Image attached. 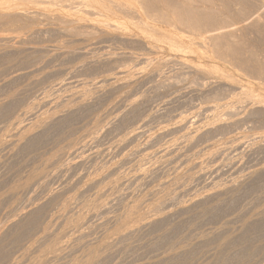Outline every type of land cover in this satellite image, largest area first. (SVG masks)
<instances>
[{
    "label": "rangeland",
    "instance_id": "obj_1",
    "mask_svg": "<svg viewBox=\"0 0 264 264\" xmlns=\"http://www.w3.org/2000/svg\"><path fill=\"white\" fill-rule=\"evenodd\" d=\"M114 1L115 0H104V1L103 0H92V1L91 0H0V36H1L0 37V62H1L0 63V78H1L0 79V104L7 103V102H8V104H10L9 102L11 100L9 99L8 96H10L12 94L14 96L15 93H16V97L14 96V98L12 100V104H14L15 101H17L19 99L14 105H12L15 109H13V107H12V109H13L12 111H14V112L11 111V113L9 115V118L11 117L10 119L8 118V116H7V118L4 117V119H3V117L1 118V116H0V140H3V141H6L7 142L9 140V136L14 133L12 131V130H14V126H13V129H11V130L9 129V127L12 128L11 126L14 124V122H13V121H15L14 119H17L18 118L20 120L22 118V115H23L24 112L20 110L21 108H24L27 111L28 110L29 111H32L33 113L36 111L34 113V116L36 115L37 117H38V114H39V116H41V115H43L41 113H44V112H45L44 115H50L52 113L55 114L56 112H57V114H59L60 111H61V109L58 108V107H56V104L55 103L65 101L67 99V96L66 95L67 94L69 95L70 92H72V87H73V89H75V86L78 85V84L79 85L83 84V85H81L83 87L85 85L86 86H89L90 83L92 84L93 82H96V80L99 81L100 78L103 79L104 77H107V75L108 76L112 75L113 73H115V70L117 71V70H126L127 69V71L128 70L130 71V68H131V70L133 72L138 71L137 73L139 74L138 75L139 78L136 77L137 78L136 84H133V86L131 85L132 88L129 87L130 89H128V88H125L123 90L120 89L119 91H116V94H115V92H111L112 94H110V93H105V94L104 93H99L100 96L99 95H96L97 98H96V96H95V98H93V97L90 98L89 97L88 100H90V99L91 100L89 101V103L87 102V106H86V108H84L85 111L84 110H81L80 111L81 113L78 112L74 116V119L71 120V123H70V126L69 127L71 128L72 131L70 132V134L69 133L68 134L67 133L65 134V127L66 126L64 127V125H66V124H63V126H62V129H64V132L62 130H58V129L61 128V126H59L60 128L58 127V129L57 128L52 129L54 131H52V130L50 131L49 129H51V128H49V127L48 128L46 127L47 130H45V128H43V131H42L41 130L42 127H37L38 124H36V123H38V122L35 123V121H38V118L37 117L35 118L34 116L33 117L31 116L32 117V118H30L31 120L30 119L27 120V118L30 117V116H28L25 119H23V121H24L25 124L23 123L22 125H26V126H23V127L27 128L28 125L30 124L31 126L30 125L29 126L31 128H33L32 127L33 125H34L35 128L37 127V129H36L37 131L39 130V128H41L39 131L42 133V136L43 137L41 136V133L39 131H38V133H39L38 135L42 137V142L43 143H40V144L43 147L40 148L41 146L39 144V146H38L39 148H38L37 152H31V151L29 152V150L27 152L26 149H24V150H21L20 149L21 150V152H20V150H18V149L16 150V148H17L16 145L14 146V145H10V144H8V145L5 146V148L7 147L6 149L5 148H2V151L0 149V154L3 152L0 155V161H1L0 162L1 163L0 164V181H1L0 182V184H1L0 185V189L1 188L3 189V190L2 189L0 190V229H1L0 230V233H4L2 235L0 234V239L3 236H5V237H3L4 238V242H3V239H2L1 241L3 243L0 241V244H2L1 245L2 247L3 246H6V247H4V250H3L2 247H1L2 249L0 248L2 251H4V252H2L0 250V252H1L0 253V261H1L0 264H5V263H7V264H10V263L11 264H38L39 262H41L43 264H53L54 260H56L54 264H57V262H58V264H63V263L64 264H72L73 262H74L73 264H78V263L79 264H85V260L87 259V256H86L87 255V250H88V248L91 247V245H94V244L95 245L91 247L93 249H90V250L91 251L94 250L95 252H97V254L94 253V252H91L90 250L88 251V253L90 252L89 255L91 254V256H92V253L95 254V255H97V256L98 255H100V256L98 257V261H97V257L94 256V258H96V259H93V263H91V264H94V260L98 264H129V263L130 264H155L156 262L158 264L159 263L160 264H169V263L170 264H207V263L208 264H213V263L214 264H224V263L225 264H246V263L247 264H249V263L250 264H264V228H263L264 226L262 227L261 230H258V231H260L259 233L256 230L258 234L255 231L252 232V235H251V233L250 234H247L248 235L247 236V239H246L247 242L244 245H237L236 247L226 248L225 251L222 250L223 253L222 252H220V253L215 252L216 251V246L218 245L217 243H220V241H221V239L223 237H226V236L230 237V236H232V238L235 237V239L237 240V242H241L242 241L241 240L242 238H241V235L239 234L238 231H239V227L242 224V222H245V220L246 221H248V220L249 221L254 220L255 217H256L255 213H259L260 211H262L264 209V172L258 174L260 176H254L252 178L249 175L250 174L249 172H253V170H252L253 167L255 168L257 166L254 169V171L255 170H259V169H263V167H264V136H263L264 134L262 135L263 138L261 137V134L264 133V123H259V122L257 123L253 119L252 120L251 119H248V117L244 113V105H243L244 103H242L244 101V99H243L242 96H240L241 95L240 94V91L235 87L234 84H232V83L239 82V83H241L243 85V89L244 90H246V89L247 90H250L251 89L252 91H255L256 92V93L253 92V94H255V95L256 94L264 95V91L263 90L261 91L259 88H257L254 85V84L258 85V83L261 84V85L263 84L262 86L261 85H259V86H260V88L262 87L264 89V87H263L264 86V83H262L261 80H258V81H254L253 80L254 82L252 81L251 83L250 82H247L246 81L247 78L245 80V78L241 77V73L240 72H237L234 69H231L228 65H225L224 63L222 64L221 61H219V63H218L217 60H214V62H212L213 60H210V61L207 60V59H209L208 57H210V54L208 56V53L210 51V47L208 45V40H206V38H199V37H195V36H192V35H190L191 37H189L188 36L189 34L187 33L188 34L187 35L186 32H182V31H179L178 32L177 30L175 32L174 29H172L174 32L171 30L172 31L171 33H175V34H170L169 37L167 36L168 38L167 37H164V39H162L163 37H158L157 35H155L153 33H152L153 34V36H152V34L149 31H148L149 33L148 32H145L146 29L144 28V30H145L144 31L141 28L142 26L140 25V23L136 19H133V20H130L132 18L126 19V20H124L125 22L122 21V22H124V24H122L121 22H118V24H117V23H114L115 21H109V20H107L105 18V16H104L105 15V12L104 11L103 12L101 11L102 10L101 9V7H102L101 4L103 3V6L104 5L105 6L106 5L109 6V4H106V3H108V2L109 3H111V2L114 3ZM117 1H121V2L124 3V6H128L127 4H128V2L130 0H117ZM221 1H217V2L219 3ZM125 2H126V5H125ZM217 2H216L217 9L220 10L221 7H222L221 6L222 5V2L220 3L221 5L218 4ZM89 4H90V6H89ZM129 5H130V3H129ZM218 5L221 6V7H219ZM237 8H238V6H236V7L235 6H231V9H233V10H231V9L230 10H231L232 13H236V11H238ZM93 12H95V13H93ZM100 17H101V19H100ZM78 18H79L80 21L78 20ZM94 20H96V21H94ZM100 20H101V22H103V24L100 22ZM64 21H66L67 24ZM135 22H137V23L135 24ZM120 24H121V26H120ZM132 24H133V26H136V28H138L137 31H139V30L142 29L141 30L142 32L139 31V32L136 33V28L130 26ZM88 25H90V26H88ZM95 25H97V28H96ZM234 25L235 26H232L229 29H227V31L229 30V31L232 32V34H234V38L233 39L235 41L236 40L237 41L238 40L241 41L244 44L245 47H248L249 44L252 42L253 43V46L255 47V48L253 47L252 49L254 51L256 50L258 60L259 61L261 60L264 63V52H262L260 50L261 47L259 48V46H258L259 44L256 45L257 44V42H256L257 39L255 40V38H256L257 33H256V31L254 32V29L252 27H249V22L248 21L238 22L237 23L238 26H236V24H234ZM110 26H112L113 28L115 27V28L114 29L112 27L110 28ZM68 27L70 28V30H69ZM77 27H79L80 29L77 28ZM101 27H103V28L101 29ZM18 29H19V31H18ZM119 29H121V30L119 31ZM130 29L132 31L129 33ZM95 30L97 31V33H96ZM100 30H101V32H104L105 31L104 34L103 33H100ZM126 32H127V34H126ZM132 32H134V33H132ZM111 33L113 34V36H112ZM145 33L148 35L149 39L144 38L145 37L144 35H146ZM177 33L179 34L178 38L180 37L179 38L180 40L176 36V35H178ZM149 34H150V36H149ZM124 35L125 36L130 35V37L132 36L130 39H132V38H135V39H132L131 41H128V40H130V39H128L129 37L127 36L128 38H126V37H124ZM135 35H136V37H134ZM147 35H146V37H147ZM174 35H175V37H174ZM23 36H25L26 38H24ZM103 36H105V37H103ZM140 36H142V37H140ZM155 36H156V38H155ZM171 36H173L176 39L174 40V38H172ZM18 37H19V39L21 38L20 40L23 41V45H22V43H21V45H19L16 42V39L15 38H18ZM151 37H152V39H151ZM136 38H138V39H136ZM165 38H166L167 41L165 40ZM186 38L189 39V40L187 39L189 42L186 40ZM191 38H193V39H191ZM144 39H145V41H144ZM159 40H161V42ZM162 40L165 41V42L162 43L163 42ZM191 40H192L191 43L193 45L190 43ZM139 41H141V43H139ZM157 41L160 44L157 43ZM179 42H181L183 45L181 43H179ZM255 42H256V44H255ZM184 43H186V44H184ZM60 45H62L64 48L62 46H60ZM71 45H73V47ZM56 46L57 47L59 46L58 47L59 49L61 48L59 50V52H58V50H55V48H57ZM66 46H68V47H66ZM19 47H21L22 48L21 50L23 51V53L27 57H29L30 63L27 64L28 67H26L27 65H21L20 63H18V62L21 61V58L23 57V54L21 55L20 54L21 53L20 51H14V50H12V49H17ZM33 49H35V50H33ZM66 49L67 50H72V51L70 53H67V52L64 53L65 51H67ZM61 51H63V52H61ZM206 51H208V52H206ZM206 53H207V55H206ZM69 54H71V55H69ZM6 56H7V58H6ZM195 56L198 59H196ZM64 57H65V59H64ZM194 57H195V60H194ZM3 58H4V60H3ZM5 58L6 59H8V58L9 59H12V61H11L12 63L9 62L10 63L9 64V63L5 62L6 61ZM106 58H108V59H106ZM191 58L193 59V61H192ZM110 60H112V61H110ZM162 60L165 61L164 62L165 65H162L163 64L162 63ZM86 62L88 64H86ZM103 62H104V64H102ZM110 62H112V63H110ZM152 62H153V64H151ZM157 62L159 64L162 63L161 64L162 67H160V69H158L155 73H153L152 74V77H151V74H150L149 78H148V76L146 78L145 77V74L146 73L144 74V72H146V71L149 72L148 70L150 68L149 69H147V68L148 67H151V66H154V65L156 66L158 64ZM177 62L178 63L179 62L180 63L183 62V63H181V64L178 65ZM94 63L95 64L97 63V64L95 65ZM155 63H157V64H155ZM195 63H198V64H195ZM202 63L203 64L205 63L206 64V67L208 66L210 68H204L205 67V64H204V67H202L203 66ZM215 63H216V65H215ZM85 64L87 66H85ZM113 64H114V66H113ZM210 64H212V66ZM185 65L188 66V67H185ZM194 65H197L196 68L197 67L198 68H201L202 67L201 68L202 69V72H200V73L197 72L194 69V67H195ZM41 66H42V68H41ZM213 66H214V68H213ZM20 67L22 68V70L20 69ZM112 67H114V68H112ZM78 68H80V69H78ZM188 68H190V70ZM16 70H18V71H16ZM134 70H136V71H134ZM203 70L206 71V72H204ZM19 72L22 73V75L23 74L24 75L22 77L16 79L13 82L14 79L12 80V78H13L12 76L15 77L16 75L20 74ZM13 73H14V75H13ZM16 73H18V74H16ZM195 73H199L200 75L199 74H195ZM140 75H142V76H140ZM211 75H213L212 78L210 77ZM227 75L230 76L231 79L225 78ZM140 77H142L141 78L142 80L140 79ZM203 78L205 80H202ZM214 78H216V79H214ZM10 79H11V81H10ZM70 81H71V83H70ZM260 81H261V83H260ZM67 82H69L70 84L67 83ZM77 82H78V84H77ZM75 83H76V85H75ZM86 83L89 84V85H87ZM157 83H159V84H157ZM252 83H254V84H252ZM14 86L17 87V90H16V88ZM25 88H26V90L29 89L30 91L28 90L27 93H26ZM12 90H13V92H12ZM21 90H22V93L25 92V94H27V95L24 96V93L22 94L21 93ZM64 90L67 93L64 92ZM125 91H127V92H125ZM9 92H10V94H9ZM28 92H29V94H28ZM45 93H47V94L48 93L49 94L51 93V94L50 95L48 94V96L46 94V96H45ZM58 93H60V94H58ZM31 94H33V95H31ZM41 94L42 95L44 94L43 97L41 96ZM36 95H38V96L36 97ZM214 96L216 97V99H215ZM232 96H234V97H232ZM7 97L9 99V101H8ZM26 97H27V99H26ZM41 97L46 100V102L45 101H42V105H40L41 102L38 103L39 101H41V99H42ZM118 97L121 98V101H120V99H118ZM29 98H31V99H29ZM49 98L51 99V101H50ZM1 99H2V101H1ZM5 99L7 100V102H6ZM14 99H17V100L14 101ZM44 99H42V100H44ZM30 100H32V101H30ZM211 101H213V102H211ZM18 102H19V104H18ZM30 102H31V105H30ZM25 103H26V106L27 107L25 106ZM44 103H46V104H44ZM37 104L39 105V107H37L38 106ZM119 104H120L121 107L118 106ZM129 104H130V106H128ZM133 104H136L137 106L135 107V106H133ZM48 106H49V108H46ZM115 106L116 107L118 106V107L116 108ZM28 107L31 108V109H29ZM32 107H33V109H32ZM35 107H37V108H35ZM129 107H131V108H129ZM26 108H28V109H26ZM113 108H115V109H113ZM206 108H207V110L208 109H211V110H208L207 111V110H205ZM228 108H230V110ZM38 109H39V111H38ZM57 109H58L59 113H58ZM110 110H111V112H110ZM231 110L232 111L234 110V111H233V113L230 114V112H232ZM40 111H42V112H40ZM86 111H87V113H86ZM112 111H114V112L112 113ZM46 112L47 113H50V114H47ZM14 113H16V114L18 113L20 115L19 117H21V118H19L18 115H15ZM20 113H22V115ZM54 114H52L51 116H53ZM57 114L54 115V116L57 117L58 116ZM84 114H86V115H84ZM127 115H129V116H127ZM184 116H185V118H189V120H194V121H189L191 123L193 122L194 125L197 124L196 123L197 121H198V123L201 122V124H202V125L200 123L198 124V125H201L202 127L201 126H198L199 127V130L198 131H200V130L201 131L200 132L197 131L196 132L198 134L197 135L195 133L196 125H195V129H194V126H192L193 124L190 123V126L193 127V128L191 127L192 130L194 129V132H193L191 130V128H190V133L193 132L191 134L192 135L194 134L193 136L191 135V138H190V139H193L192 140V142L194 141L193 143L192 142H189V141H191L189 138L185 142L182 140V142L179 143V140L178 139H179V136L181 135V133H183V131H178L179 128H180V125L178 124L179 125V128H178V126H177L176 123L179 122V119L181 120L182 118H184ZM198 117L201 118V119H199ZM98 118L99 119L102 118V119H100L99 121H97ZM103 118H105V119L103 120ZM211 118H213V122H214V120H216L215 118H218L220 121H217V122H219V123L220 122L221 123L223 122V124H227V123H229V124L227 126H225V128H222V127L219 128V125L221 123L219 124V123H217L215 121L214 122L215 128L218 126L215 129L213 127L214 125L212 123ZM227 118H229V119L227 120ZM239 118H240V120H239ZM18 119H17V121H19ZM208 119L211 121V123H210V121H209V123L212 124V126L208 123ZM222 119H223V121H222ZM25 120L27 122H25ZM105 120H107V122L109 120L110 121L107 124ZM235 120H236V122L238 121L239 123L238 122L236 123ZM11 121L13 122V124H11ZM95 121H97L98 123L97 122L95 123ZM100 121L102 123H100ZM224 121L227 122V123H224ZM231 121L232 122H235V123H230ZM241 122H242L243 125L241 124ZM262 122H264V118H263ZM245 123H246V125H244ZM95 124L97 125L96 127L94 126ZM104 125H106V126H104ZM175 125H176V128H178V129H172V128H175L174 127ZM261 125H262V127H260ZM190 126H189V123H188L187 124V127H190ZM207 126H208V128H209V126L212 127V129L213 130L215 129L216 131H212L210 128L208 129ZM30 127L27 128V129L28 130L31 129ZM187 127H186L185 130L189 131V129H187ZM232 127H233V129H232ZM83 128H85V129H83ZM138 128H139V130L141 132H139V130L137 132V129ZM226 128H228V129H226ZM8 129L10 130V132H9ZM87 129L88 130L90 129V130L88 131ZM252 129H253V131H252ZM31 130L33 131L35 129L33 128ZM76 130H77L78 133H74V132H76ZM91 130H93V131H91ZM171 130H174V131H172L173 133L171 132ZM55 131H58V133L55 132ZM96 131H97V134H96ZM132 131H135L136 133L135 132H132ZM165 131H168V132L166 133ZM6 132L7 133L9 132V134H8L9 136L7 135ZM33 132L36 133V131H33ZM82 132H84V133H82ZM85 132L86 133H89V132L90 133H95V135H97L95 137L96 138L97 137L99 138V140L98 139H95V142L98 140L97 143L94 144V142L93 143H92V141L89 142V140L87 139L86 141H84V143L85 142L86 143L83 144V142L79 138H81V136L83 134H86ZM143 132L145 133V135L143 134ZM154 132H155L156 135L154 134ZM179 132H180V134H179ZM202 132H205V133H202ZM44 133H45V135H44ZM51 133H52V135H50ZM53 133H55V134H53ZM199 133H200L201 136H199ZM247 133L249 134V136H248ZM77 134H79V135L81 134L80 137H78L79 135L77 136ZM164 134H167V135H164ZM66 135L69 138L66 137ZM235 135H237V136H235ZM55 136H56V139H55ZM128 136H130L131 138H132V136H134V137H133V139H131L130 137L129 138H126ZM234 136L236 137V139H234ZM240 136L242 137V139H244V138L245 139L241 141V138H239ZM257 137H259V139H257ZM65 138H67V140H65ZM70 138L71 139H74L75 138L76 140L82 142V143H80V142L76 141L77 147L78 148L79 147L82 148V150L80 152H84L83 154H81V156H80V154H77L78 156H80V158H76L75 157L76 160L74 159V162L76 161L75 163H77V164L74 167H71V168L67 167V169L63 166L64 167V168L62 167L63 170L62 171L60 170L61 169L60 166L66 164L69 161V160L67 161L65 159H67V158L70 159V157L69 156H66V155L68 154V151H71V150H70V148H67L68 150L65 149V151H66L65 153L66 154L63 157L65 159L62 158L63 161L60 160L59 161L60 164L57 163L56 165H53L52 167L49 166L50 167L49 168L48 167V162H49L48 159L51 158L53 156V154H58L59 152H62V151H59V150H61L62 147H65L64 145H67L65 143H68ZM249 138L250 139L253 138L252 139L253 141L250 140ZM44 139H46L47 141L44 140ZM60 139H62V140H60ZM145 139H146L147 142L145 141ZM231 139H233V141H239L240 140V148L237 149L238 151L237 150L233 151L231 149V151H232L231 152L230 149L228 150L229 147L236 145V143L234 144L231 141ZM13 140H15V139H13ZM176 140H177V142H176ZM148 141H149V143H148ZM223 141L225 143H223ZM258 141H260V142H258ZM128 142H129L130 145L128 144ZM165 142L168 143V144H166ZM230 142L232 144H230ZM250 142H252V144ZM170 143H172V144H170ZM222 143H223V145H222ZM237 143H239V142H237ZM51 144H53L54 146H52ZM80 144H82L84 146H82V145L81 146H78ZM49 145H50L51 149H50V147H48ZM148 145H149V147H148ZM166 145H167V147H166ZM174 145L176 146L175 148L173 147ZM178 145H180V146H178ZM187 145H188V147H187ZM58 146H60L59 149L57 148ZM118 146H119V148H118ZM168 146H169V149H172V147L174 149V152L172 154H170V156L168 155L169 158L168 157H164L162 159V158H160V156L158 157L157 156L158 153H156V151L158 152L160 150H163L162 148H164V149L165 148H168ZM14 147H15V150H13V152L15 151V153H13L12 151H10V150L14 149ZM209 147H210V150H209ZM223 147H224V149H223ZM47 148H48V150H47ZM52 148L53 149L56 148L58 151L56 149L53 150ZM159 148H161V149H159ZM44 149H45V151H44ZM91 149H92L93 152H91ZM179 149H181V150H179ZM219 149H221L222 152ZM3 150L4 151H8V152L5 153ZM152 150H155V151H152ZM212 150H217V153L215 151H212ZM240 150H242V151H240ZM16 151H18L17 152L18 154L16 153ZM104 151H105V153H104ZM149 151L152 154H154L153 157H152V154H148V153H150ZM40 152L41 153H44V154H41ZM46 152H48L49 154L46 153ZM55 152H57V153H55ZM139 152H140V154H139ZM72 153H73V151H71L70 154H72ZM215 153H216V155H214ZM227 153H228V155H227ZM4 154H5V156H4ZM14 154H17V155H15L13 157ZM7 155H8L9 158L6 157ZM26 155H27V157H26ZM101 155H102V157H101ZM122 155H125V158ZM211 155L213 157L214 156L215 157L213 158ZM222 155H223V157H222ZM33 156H34L35 159L33 158ZM120 156H122V157H120ZM42 157H44V158H42ZM230 157H231V159H230ZM38 158H39V160H38ZM17 159H18V161H17ZM32 159H34V161ZM142 159H144V160H142ZM159 159H160V161H159ZM80 160H81V162H80ZM35 161H36V163H35ZM61 161L62 162H65V163H62ZM143 161L145 162V165H143L144 164ZM31 162H32V164L34 166L31 164ZM43 162L45 163V165H44ZM78 162H79V164H78ZM142 162H143V164H142ZM209 162H210V164H209ZM87 163H88V166H87ZM152 163H154L155 166ZM228 163H229V165H228ZM37 164H39V165H37ZM58 165H59V167H58ZM78 165H79V167H77ZM80 165H83L84 167L83 166H80ZM108 165H109V167H108ZM39 166L41 168H43V167L45 168V166H46V168L48 167L46 170L49 172L48 173L49 175L48 174H47L48 176L43 175L42 178L40 176L39 178H41V179L38 178V180L37 179H34L35 181L33 180L31 183L29 182V186H31V184H33L31 186L32 188L31 187H28V186H26L27 188L24 186V189L22 187H19L20 185H22L25 182V180L27 178L26 175L29 176L28 174H31L33 170L38 169ZM55 166H57V167H55ZM145 166H148V167H145ZM158 166H160V167H158ZM33 167L34 168L37 167V168L34 169ZM110 167L113 168V170L111 168L112 171L110 170ZM139 167L141 169H139ZM199 167H201L202 169L199 168ZM52 168H53V170H52ZM114 168H116V169H114ZM147 168H149V169H147ZM174 168L176 169V171H175ZM48 169L51 171V173H50V171ZM203 169H205V171ZM246 169H247V171H246ZM58 170L61 173L57 172ZM145 170L146 171L149 170V171L146 172ZM186 170H188V172H185ZM118 171H119L120 175H119ZM143 171H145V174H147V175H143ZM179 171H180V173H177ZM63 172H64V174H63ZM106 172H108V173H110L112 175H110V174H108ZM102 173L105 175V177L104 176H101V175H103ZM175 173H177V174H175ZM93 174H94V176H93ZM114 174H115V176H114ZM121 174H122L123 177L121 176ZM141 174L143 176H145V177L141 176ZM88 175H89V178H88ZM13 176H15V177H13ZM131 176H133V177L136 176V177H134V178L132 177L134 179L133 180V179H131ZM175 176H176V178H175ZM186 176H187V178H186ZM198 176L200 178H198ZM68 177L70 178V180H69ZM120 177H122V178H120ZM104 178H105L106 181L104 180ZM19 179L20 180L22 179V180L20 181ZM60 179L62 180V183H61V180ZM42 180H43V183L44 184L42 183ZM144 180H146V182ZM177 181L178 182H181V183H177ZM53 182H54V184H52ZM113 182H114V184H111ZM182 182L185 185L182 184ZM234 182H235V184H234ZM105 183L106 184L108 183L107 185L109 187L108 186L106 187V184ZM41 184H42V186L40 187ZM45 184L48 185V187ZM57 184L60 185V186H58ZM88 184H90V185L88 186ZM176 184L178 186H174ZM225 184H227V185H225ZM229 184H233L235 186L232 185V187H230L231 189L228 190L226 188H227V186ZM158 185H159V187H158ZM182 185L184 187H182ZM224 185L226 186V188H223V187H225ZM140 186H141V188H140ZM105 187H106V191H105V189L102 190V188H105ZM233 187H234V189H233ZM30 188H31V190H30ZM164 188H166L167 190L166 189L164 190ZM221 188H223V189H221ZM16 189H17V191H15ZM183 189H184V191H182ZM34 191L37 194L36 193L35 194H32V193H34ZM52 191H54V192H52ZM164 191H166L167 193L168 192L171 193V195L169 196V194L165 193ZM172 191L173 192L176 191V192H174L176 194H174ZM225 191H227V192H225ZM26 192H28V193H26ZM96 192H97V194H96ZM103 192H105L106 194L103 193ZM146 192H147V194H146ZM149 192L151 194H149ZM201 192H202V194H200ZM215 192H217V193L220 192V193H219L218 196H216V195H214ZM221 192H223V193H221ZM23 193L25 194V196H24ZM48 193H49V195H48ZM99 193H100V195H99ZM108 193L109 194L112 193V194L108 195ZM142 193L144 195H142ZM245 193H247V194H245ZM73 194L74 195L76 194V195L74 196ZM94 194H95V196L96 195L97 196L95 197ZM152 194L154 195V197H152ZM161 194L162 195H165L164 196V199H162V197H160ZM27 195H28V197H26ZM69 195H71V196L73 195L72 198H71V196L69 197ZM104 195H106V196H104ZM107 195H108V197L109 196H111V197L108 198ZM64 196H66V197H64ZM147 196H148V199L147 200H144V199L147 198ZM31 197H32V199H30ZM33 197H35V198L33 199ZM39 197L41 199H39ZM68 197L71 200H69ZM140 197H141V199H140ZM136 198H137V200H136ZM158 198L160 200H158ZM189 198H191V199L193 198V199L192 200L191 199L189 200ZM51 199H53V200L51 201ZM92 199H94L93 202L91 201ZM55 200L58 203H56ZM74 200L76 202L78 200L77 204H76V202H73ZM108 200H109V202H108ZM165 200H167V201L165 202ZM185 200H187V201L185 202ZM34 201H36L35 203L38 206L34 203ZM50 201H51V203L53 201L54 202L51 204ZM62 201H64L65 203L64 202L62 203ZM71 201H72V204H71ZM98 201H100V202H98ZM140 201H142V202H140ZM60 202H61V204H60ZM69 202H70V204H69ZM167 202H169L170 205ZM198 202H200V203H198ZM43 203H44V205H42ZM98 203L100 204V206L103 205L102 208L99 206ZM105 203H107V205ZM152 203H155V205L152 204ZM194 203L197 204V205H194ZM64 204H66L68 207L66 205H64ZM96 204H98V205L96 206ZM104 204H105V206H104ZM137 204L139 205L138 208L140 209V210H138L139 212H137V213H140V211H141V214H138V215L136 214L135 217H137V216L140 217V215L142 216L143 215L142 212L148 206L151 207V206L154 205L156 207L157 205H159L160 207L158 206V209L160 211L158 210V212H157V210H156L155 214L158 213V215H160V216L161 215L164 216L166 214H169L168 215V218L166 217L162 222H160L159 223L160 225L158 224L155 227L154 226L153 227L152 226L145 227V229L144 228H140L141 227V224H138V225L135 224L137 226H135L136 228H134V225H133L134 223H132V224L129 223L131 226L133 225L132 228H131V229H133V231H131V232L132 233L134 231H138V232H134V234H132L131 232L130 233L127 232V234H128L127 236H126V233L124 232L123 236H126V237H123L122 236V233L118 235V233L116 231L119 228V226L121 224V221H124L127 218L126 217L127 216L126 214L128 213L127 211L130 210V209H132V207L138 206ZM143 204L145 206H147V207L145 208ZM47 205H48V207H47ZM69 205H70V207H69ZM89 205L92 206L93 209ZM178 206H185V208L188 209V210L186 212H184V213H177L176 210H177V207ZM78 207L79 208H82V209H79ZM89 207H90V209H89ZM97 207H100L99 208L100 210H102L103 207H105V208L102 211H100ZM249 207H251V209ZM15 208H16L17 211L15 210ZM39 208H40L41 211L39 210ZM49 208H51V209H49ZM58 208H60V209H58ZM66 208H67V210H64ZM94 208L97 209L98 211L97 210H94ZM214 208H216V209H214ZM21 209H23V210H21ZM24 209H26V210H24ZM36 209L38 210V212H37V214H38L37 218H38L39 221L38 220H37L38 222L36 221L37 222L36 224H38L37 226H36V224L34 225V228L36 226L35 231H34V228H32L33 231H32V229H31V231H28V232L25 231L26 234L24 233V235H23L24 237L22 236V238L20 240L19 239L20 237H19L18 234L16 235V232L19 233L17 230H20L22 228V226L25 225L24 223H26V219L28 218V217L24 218L22 215H24V213H26L24 215V216H26V215L29 214L28 213L29 211L31 213L33 211H37ZM56 210L57 211L60 210V211L57 212ZM62 210H63V212H62ZM79 210L82 211V212L80 213ZM83 210L85 212H83ZM91 210L92 211L94 210V211L92 212ZM90 211L92 213H90ZM106 211H107V213H106ZM64 212L66 214L63 216ZM102 212H103V214H102ZM67 213H69V214L67 215ZM159 213H161V214H159ZM56 215H57V217H56ZM79 215H81L82 218ZM54 216L56 217V219L58 218V220H55ZM83 216L84 217L86 216L87 221H86V219L83 220V218H84ZM17 217H19V218H17ZM75 218L78 219L77 222H76ZM65 219H66V221H65ZM79 219H82V221L79 220ZM21 220H23L22 221L23 222V225H22V222H20ZM12 221L13 222L15 221L14 223L16 225ZM51 221H53V222H51ZM74 221L77 224H79L81 226V228H82V224H83L84 227L85 226L87 227V229L83 227L82 228L83 233H82V230L80 231V227H79V233L81 232L80 235L77 232L74 233L75 231H73V230H75V225L78 228L77 224ZM233 221H235V222H233ZM8 222H9V224H8ZM19 222L21 223V225H20ZM73 222H74L75 225L73 224ZM80 222H83V223H80ZM84 222L85 223L87 222V224H85ZM146 222L147 221H145V222L143 221V223H145V224H146ZM18 223H19V225L21 227H18L17 226ZM47 223L49 224V227H50V228H48L49 229L48 232L50 231L49 234L50 233H52V234L47 237L48 239L51 237L49 240L46 239V238H44V240H43L44 241V244H43V241L41 243L39 242L38 237L41 235V233H42L41 236H43V229H44V227L48 226ZM56 223L59 226L56 225ZM98 223H100V224H98ZM50 224H51V226L53 225L54 227L52 226V228H51ZM65 224H66V226H65ZM14 225L16 227H14ZM62 225H63V227H62ZM67 225H70L71 226L70 230H67V227H68ZM130 225H128L127 228L128 227L130 228L131 227ZM263 225H264V222H263ZM7 226L10 227L11 229L13 227L12 231H10L11 229L8 228ZM116 227H118V228H116ZM2 228H3V230H2ZM18 228H20V229H18ZM92 228H94L95 230L92 229ZM4 229H6L5 230L6 232H4ZM114 229H116V231H113ZM7 230H9L10 233ZM58 230H59V232H58ZM62 230H67V232H68L65 235L66 238H62V241L63 242H65L64 240H68L69 237L72 238V240H74L73 239L74 236H75L74 237L75 238V241H73V243L70 245L71 248H68V250H65L64 252L61 253V255L63 256L62 257L63 260L61 259V255L57 256V258L53 260V258L50 257V254L47 255L48 252L45 249L48 247L47 244H49V241L51 242V240H53L52 235H54L55 237H57ZM141 230L142 231L144 230V231L142 232ZM170 230H171L172 233L169 232ZM29 232H32V233H29ZM113 232H116V234L118 236H122V238H120L118 236L116 237L115 236L116 234L113 233ZM37 233H39L38 236H37ZM162 233H163V235H162ZM253 233H254V235H253ZM55 234H57V235H55ZM73 234H74V236H71ZM165 235H166V237H165ZM28 236L31 237V238H29ZM41 236L39 238H41ZM161 236H163V237H161ZM210 236H211V239H210ZM213 236H215L216 238L213 237ZM169 237H170V239H168ZM208 237H209V239H208ZM5 238L7 240H5ZM162 238H163V240H162ZM189 238H191V239H189ZM249 238H250V240H249ZM18 239H19V242L20 243H18ZM32 239L33 240L35 239V240L32 241ZM200 239H201V241H200ZM239 239H240V241H239ZM192 240H196V241L191 242ZM259 240H260V242H259ZM24 241H26V243ZM91 241H93V242H91ZM198 241H200V242H198ZM204 241L207 242V243H205ZM256 241H258V242H256ZM35 242H38V243H35ZM74 242H76L75 244L77 246L76 245L73 246ZM101 242L104 245L102 244L103 246H101V245L98 246V244L99 243L101 244ZM106 242H109V243L106 244ZM112 242H115V243L112 244ZM158 242H159V244H157ZM120 243L122 245H120ZM167 243H168V245H167ZM19 244H20V246H19ZM39 244L42 245L44 248L41 247V246H39ZM109 244H111V245H109ZM130 244H131V246H130ZM13 245H15V246L14 247H11ZM144 245H146V246H144ZM188 245L190 247H188ZM36 246L37 247L39 246V247L37 248ZM45 246H46V248H45ZM95 246L96 247L98 246L99 248H94ZM104 246L107 247L109 250L108 249L106 250V248ZM176 246L179 247V248H177ZM238 246H240V247H238ZM27 247H28V250L29 251L27 250ZM76 247L79 248V249H77ZM165 247H169V249L168 248H165ZM193 247H195V248H193ZM7 248H8V250H7ZM32 248H34V249L32 250ZM42 248H43V250L46 251L45 252L46 257H45V254H44V251L42 250ZM102 248L104 250L103 251V254L101 255L102 252L100 254H98L100 252V250L102 251ZM171 248H172V250H173V248H174V250L176 248V250L173 251V254L172 255L170 254V253H172L170 251ZM180 248L181 249L185 248L186 250L185 249H184L185 251L182 250V251H184L182 253ZM96 249H97V251H96ZM123 249H125V250H123ZM165 249H167L166 252H165ZM179 249H180V252H179ZM5 250L8 252L9 255L7 254V252ZM16 250H17V252H16ZM41 250L43 251V254L44 255L41 253L42 252ZM74 250L75 251L78 250V251L75 252ZM202 250H205V251H202ZM108 251L110 252L109 254H108ZM177 251L179 253H176ZM23 252H24V254H23ZM65 252H67V253H65ZM4 253L6 254V256L4 255ZM39 253H40V255H39ZM71 253H73V254H71ZM63 254H65L66 256L63 255ZM14 255L16 257H18V256L19 257L16 258ZM41 255H43V256H41ZM147 255H148V257H147ZM226 255H228V256H226ZM1 256H2V258H1ZM10 256H12V257H10ZM40 256L42 258L45 257V258H43L45 260L47 258V260L49 262L47 260H46L47 263H45V260L44 261H41L40 259H42V258ZM169 256H171V257H169ZM23 258H24V260H22ZM166 258H167V260H166ZM169 258H172V259H169ZM219 258H220V260H219ZM16 259H17V261H16ZM58 259H60V260H58ZM224 259H225V261H224ZM3 260H4V262L2 263ZM15 261H16V263H15ZM19 261H22V262H19ZM171 262H173V263H171ZM97 263H95V264H97Z\"/></svg>",
    "mask_w": 264,
    "mask_h": 264
},
{
    "label": "bare ground",
    "instance_id": "obj_2",
    "mask_svg": "<svg viewBox=\"0 0 264 264\" xmlns=\"http://www.w3.org/2000/svg\"><path fill=\"white\" fill-rule=\"evenodd\" d=\"M92 1V0H91ZM104 1V0H103ZM117 0H115L114 1V3H106V4H109V6L108 5H104L103 6V3L101 4L102 5V7H101V11L103 12H105V18L107 19V20H109V21H115L114 23H117L118 24V22H121L122 24H124V20H126V19H129V18H132V19H130V20H133V19H136L139 23H140V25L142 26L141 28L144 30V28L146 29V31L145 32H150L151 34L153 33V34H155V35H157L158 37H163L162 39H164V37H169V35L170 34H175V33H171L173 30L172 29H174V31L176 32V30L179 32V31H182V32H186V34L189 36V37H191L190 35H192V36H195V37H199V38H206V40H208V45H209V47H210V51H209V53H208V56H209V54H210V57H208L209 59H207V60H213L212 62H214V60H217V62L219 63V61H221L222 62V64L224 63L225 65H228L231 69H234L235 71H237V72H240L241 73V77H243V78H245V80H246V78H247V82H252L253 80L254 81H258V80H261L262 81V83H264V63L260 60H258V58H257V53H256V50L254 51L252 48L254 47L253 46V43L251 44H249V46L248 47H245L244 46V44L241 42V41H235L233 38H234V34H232V32L231 31H227V29H229L230 27H232V26H235L234 24H236V26H238L237 25V23L238 22H244V21H248L249 22V27H252L253 29H254V32L256 31V33H257V35H256V38H255V40L257 39V44H256V42H255V44L256 45H258L259 46V48H260V50L262 51V52H264V0H130L129 2H128V6H124V3L123 2H121V1H117ZM217 1H221L222 2V5L220 4L221 2H217ZM100 2V1H99ZM121 2V3H120ZM216 2L218 3V4H220L221 6H219V7H221V9L219 10V9H217V5H216ZM101 3V2H100ZM129 3H130V5H129ZM82 4V3H81ZM87 4V3H86ZM95 4V3H94ZM83 5V4H82ZM125 5H126V2H125ZM10 6V5H9ZM89 6H90V4H89ZM93 6V5H92ZM231 6H238V8H237V10L238 11H236V13H232L231 12V10H233V9H231ZM90 8V7H89ZM83 9V8H82ZM94 9V8H93ZM231 9V10H230ZM11 10V9H10ZM88 10V9H87ZM95 10V9H94ZM13 12V11H12ZM48 13V12H47ZM83 13V12H82ZM89 13V12H88ZM93 13H95V12H93ZM56 14V13H55ZM101 14V13H100ZM129 14V15H128ZM49 15V14H48ZM132 15V16H131ZM64 16V15H63ZM92 16V15H91ZM95 16V15H94ZM12 17V16H11ZM59 17V16H58ZM61 17V16H60ZM96 17V16H95ZM48 18V17H47ZM87 18V17H86ZM72 19V18H71ZM83 19V18H82ZM92 19V18H91ZM100 19H101V17H100ZM103 19V18H102ZM61 20V19H60ZM64 20V19H63ZM78 20H79V18H78ZM129 20V21H130ZM80 21V20H79ZM94 21H96V20H94ZM105 21V20H104ZM122 21H124V22H122ZM12 22V21H11ZM62 22V21H61ZM65 23H66V21H64ZM82 22V21H81ZM86 22V21H85ZM100 22H101V20H100ZM106 22V21H105ZM104 22V23H105ZM132 22V21H131ZM74 23V22H73ZM95 23V22H94ZM102 24H103V22H101ZM111 23V22H110ZM129 23V22H128ZM133 23V22H132ZM137 22H135V24H136ZM67 24V23H66ZM75 24V23H74ZM107 24V23H106ZM25 25V24H24ZM81 25V24H80ZM109 25V24H108ZM139 25V26H140ZM65 26V25H64ZM71 26V25H70ZM88 26H90V25H88ZM96 26V28H97V25H95ZM103 26V25H102ZM115 26V25H114ZM120 26H121V24H120ZM123 26V25H122ZM129 26V25H128ZM130 26H132V27H135L136 28V26H133V24L132 25H130ZM75 27V26H74ZM100 27V26H99ZM112 26H110V28H111ZM69 28V27H68ZM77 28H79V27H77ZM84 28V27H83ZM103 27H101V29H102ZM113 28V27H112ZM115 28V27H114ZM113 28V29H114ZM128 28V27H127ZM134 28V29H135ZM21 29V28H20ZM28 29V28H27ZM80 29V28H79ZM95 29V28H94ZM141 29V30H142ZM69 30H70V28H69ZM97 30V29H96ZM95 30V31H96ZM107 30V29H106ZM121 29H119V31H120ZM129 30V29H128ZM138 30V28H136V33L137 32H142L141 30H139V31H137ZM172 30V31H171ZM18 31H19V29H18ZM31 31V30H30ZM104 31V30H103ZM113 31V30H112ZM123 31V30H122ZM126 31V30H125ZM132 30L130 29V31H129V33L131 32ZM173 31V32H174ZM34 32V31H33ZM56 32V31H55ZM105 32V31H104ZM104 32H101V30H100V33H103L104 34ZM135 32V31H134ZM134 32H132V33H134ZM148 32V33H149ZM242 32V31H241ZM32 33V32H31ZM96 33H97V31H96ZM107 33V32H106ZM109 33V32H108ZM116 33V32H115ZM118 33V32H117ZM123 33V32H122ZM125 33V32H124ZM19 34V33H18ZM25 34V33H24ZM112 34V33H111ZM119 34V33H118ZM126 34H127V32H126ZM146 34V33H145ZM153 34H152V36H153ZM178 34V33H177ZM38 35V34H37ZM99 35V34H98ZM117 35V34H116ZM123 35V34H122ZM132 35V34H131ZM144 35V34H143ZM147 35V34H146ZM146 35H144L145 37L144 38H146V39H149V37H148V35H147V37H146ZM186 35V36H187ZM18 36V35H17ZM90 36V35H89ZM93 36V35H92ZM101 36V35H100ZM106 36V35H105ZM105 36H103V37H105ZM112 36H113V34H112ZM129 38H128V37ZM127 36H125L124 35V37H126V38H128V39H130L131 37H130V35H127ZM149 36H150V34H149ZM177 36V38H178V36H179V34L178 35H176ZM181 36V35H180ZM187 36V37H188ZM1 37V36H0ZM24 38H26L25 36H23ZM95 37V36H94ZM97 37V36H96ZM99 37V36H98ZM134 37H136V35L134 36ZM140 37H142V36H140ZM167 37V38H168ZM172 38H174L175 37V35H174V37L173 36H171ZM170 37V38H171ZM188 37V38H189ZM92 38V37H91ZM107 38V37H106ZM116 38V37H115ZM155 38H156V36H155ZM180 38V37H179ZM178 38V39H179ZM184 38V37H183ZM188 38H186V40L188 39ZM16 39V42L19 44V45H21V43H22V45H23V41L22 40H20L19 39V37L18 38H15ZM32 39V38H31ZM90 39V38H89ZM127 39V40H128ZM132 39H135V38H132ZM132 39H130V40H128V41H131ZM136 39H138V38H136ZM141 39V38H140ZM151 39H152V37H151ZM159 39V38H158ZM176 38H174V40H175ZM190 39V38H189ZM188 39V40H189ZM191 39H193V38H191ZM198 39V38H197ZM196 39V40H197ZM14 40V39H13ZM126 40V41H127ZM142 40V39H141ZM155 40V39H154ZM165 40H166V38H165ZM170 40V39H169ZM173 40V39H172ZM173 40V41H174ZM180 40V39H179ZM187 40V41H188ZM195 40V39H194ZM201 40V39H200ZM199 40V41H200ZM204 40V39H203ZM28 41V40H27ZM90 41V40H89ZM96 41V40H95ZM101 41V40H100ZM99 41V42H100ZM121 41V40H120ZM119 41V42H120ZM125 41V40H124ZM123 41V42H124ZM135 41V40H134ZM137 41V40H136ZM143 41V40H142ZM144 41H145V39H144ZM149 41V40H148ZM152 41V40H151ZM156 41V40H155ZM154 41V42H155ZM160 42H161V40H159ZM163 41V40H162ZM167 41V40H166ZM178 41V40H177ZM176 41V42H177ZM183 41V40H182ZM198 41V40H197ZM202 41V40H201ZM91 42V41H90ZM94 42V41H93ZM153 42V41H152ZM165 41H163L162 43H164ZM170 42V41H169ZM189 42V41H188ZM192 42V40L190 41V43ZM16 43V44H17ZM35 43V42H34ZM59 43V42H58ZM57 43V44H58ZM116 43V42H115ZM127 43V42H126ZM136 43V42H135ZM139 43H141V41H139ZM138 43V44H139ZM150 43V42H149ZM157 43H159L158 41H157ZM179 43H181V42H179ZM178 43V44H179ZM194 43V42H193ZM201 43V42H200ZM31 44V43H30ZM72 44V43H71ZM109 44V43H108ZM130 44V43H129ZM132 44V43H131ZM144 44V43H143ZM160 44V43H159ZM176 44V43H175ZM182 44V43H181ZM184 44H186V43H184ZM192 44V43H191ZM204 44V43H203ZM25 45V44H24ZM128 45V44H127ZM133 45V44H132ZM148 45V44H147ZM183 45V44H182ZM193 45V44H192ZM205 45V44H204ZM13 46V45H12ZM17 46V45H16ZM60 46H62V45H60ZM72 47H73V45H71ZM129 46V45H128ZM203 46V45H202ZM206 46V45H205ZM3 47V46H2ZM14 47V46H13ZM57 47V46H56ZM59 47V46H58ZM55 48V50H58V52H59V50L61 49H59V48ZM63 47V46H62ZM66 47H68V46H66ZM134 47V46H133ZM187 47V46H186ZM257 47V46H256ZM25 48V47H24ZM43 48V47H42ZM64 48V47H63ZM75 48V47H74ZM196 48V47H195ZM198 48V47H197ZM208 48V47H207ZM255 48V47H254ZM22 48L21 47H19V48H17V49H12V50H14V51H20L21 53V55L23 54V57L21 58V61L20 62H18V63H20L21 65H27L28 63H30V60H29V57H27L24 53H23V51L21 50ZM31 49V48H30ZM54 49V48H53ZM69 49V48H68ZM111 49V48H110ZM133 49V48H132ZM141 49V48H140ZM25 50V49H24ZM33 50H35V49H33ZM52 50V49H51ZM67 50V49H66ZM180 50V49H179ZM191 50V49H190ZM30 51V50H29ZM72 50H67V51H65L64 53H70ZM123 51V50H122ZM137 51V50H136ZM159 51V50H158ZM2 52V51H1ZM52 52V51H51ZM61 52H63V51H61ZM60 52V53H61ZM79 52V51H78ZM206 52H208V51H206ZM30 53V52H29ZM81 53V52H80ZM195 53V52H194ZM261 53V52H260ZM16 54V53H15ZM19 54V53H18ZM32 54V53H31ZM54 54V53H53ZM79 54V53H78ZM196 54V53H195ZM203 54V53H202ZM69 55H71V54H69ZM184 55V54H183ZM206 55H207V53H206ZM15 56V55H14ZM47 56V55H46ZM57 56V55H56ZM61 56V55H60ZM116 57V56H115ZM138 57V56H137ZM196 57V56H195ZM195 57H194V60H195ZM6 58H7V56H6ZM5 58V59H6ZM36 58V57H35ZM51 58V57H50ZM110 58V57H109ZM54 59V58H53ZM64 59H65V57H64ZM102 59V58H101ZM106 59H108V58H106ZM192 59V58H191ZM196 59H198L197 57H196ZM260 59V58H259ZM3 60H4V58H3ZM167 60V59H166ZM202 60V59H201ZM205 60V59H204ZM12 61V59H6V61L5 62H7V63H12L11 62ZM36 61V60H35ZM102 61V60H101ZM106 61V60H105ZM109 61V60H108ZM110 61H112V60H110ZM119 61V60H118ZM128 61V60H127ZM161 61V60H160ZM192 61H193V59H192ZM191 61V62H192ZM203 61V60H202ZM97 62V61H96ZM126 62V61H125ZM165 61H163L162 60V65H165V63H164ZM167 62V61H166ZM196 62V61H195ZM199 62V61H198ZM216 62V61H215ZM1 63V62H0ZM9 63V64H10ZM35 63V62H34ZM43 63V62H42ZM66 63V62H65ZM110 63H112V62H110ZM119 63V62H118ZM144 63V62H143ZM158 63V62H157ZM157 63H155V64H157ZM178 63V62H177ZM181 63H183V62H181ZM180 62L178 63V65L179 64H181ZM211 63V62H210ZM82 64V63H81ZM86 64H88L87 62H86ZM85 64V66H87ZM95 64V63H94ZM93 64V65H94ZM97 64V63H96ZM95 64V65H96ZM102 64H104V62L102 63ZM107 64V63H106ZM151 64H153V62L151 63ZM161 64H157L156 66L154 65V66H151V67H148L147 69H149L148 71L149 72H144V74H145V77L147 78V76H148V78H149V76H150V74H151V77H152V74L153 73H155L158 69H160V67H162V65ZM167 64V63H166ZM195 64H198V63H195ZM201 64V63H200ZM199 64V65H200ZM203 64V63H202ZM205 64V63H204ZM204 64H203V66L202 67H204ZM75 65V64H74ZM99 65V64H98ZM159 65V66H158ZM208 65V64H207ZM211 66H212V64H210ZM214 65V64H213ZM215 65H216V63H215ZM218 65V64H217ZM2 66V65H1ZM33 66V65H32ZM101 66V65H100ZM113 66H114V64H113ZM148 66V65H147ZM195 66V67H194ZM193 67H194V69L197 71V72H202V67L201 68H196V66L197 65H194ZM26 67H28V65L26 66ZM25 67V68H26ZM106 67V66H105ZM185 67H188V66H186L185 65ZM41 68H42V66H41ZM82 68V67H81ZM112 68H114V67H112ZM204 68H210V67H206V64H205V67ZM203 68V69H204ZM213 68H214V66H213ZM217 68V67H216ZM5 69V68H4ZM20 69L22 70V68L20 67ZM78 69H80V68H78ZM94 69V68H93ZM116 69V68H115ZM189 70H190V68H188ZM212 69V68H211ZM218 69V68H217ZM19 70V69H18ZM18 70H16V71H18ZM26 70V69H25ZM104 70V69H103ZM208 70V69H207ZM213 70V69H212ZM211 70V71H212ZM31 71V70H30ZM29 71V72H30ZM36 71V70H35ZM105 71V70H104ZM134 71H136V70H134ZM144 71V70H143ZM142 71V72H143ZM186 71V70H185ZM204 71V70H203ZM215 71V70H214ZM218 71V70H217ZM33 72V71H32ZM138 71H136V72H133L132 70H131V68H130V71L128 70L127 71V69L126 70H115V73H111L112 75H110V76H108L107 75V77H104L103 79H101L100 78V80L99 81H97L96 80V82H93L92 84L90 83V85L89 84H87V85H89V86H81V85H83V84H81V85H79L78 84V82H77V84L78 85H76V83H75V89H73V87H72V92H70V94L68 95H66L67 96V99L65 100V101H63V102H57V103H55L56 104V107H58V108H60L61 109V111H60V113H59V111H58V109H57V111H58V113L59 114H57V112L54 114V113H52V114H54V115H58L57 117H55L54 115V117L53 116H51L52 114H50V113H47V114H50V115H44L45 114V112L44 113H41V114H43V115H41V116H39V114H38V117L35 115L34 116V113L36 112H32V111H27V110H25L24 108H21L20 110L21 111H23L24 113H23V115H22V113H20L21 115H22V118L21 117H19L20 115L17 113H14L15 115H18V117L19 118H21L19 121H17V119H14L15 121H13L14 122V124H13V122L11 121V124H13L11 127L12 128H10L9 126V129L11 130V129H13V126H14V130H12L13 132V134L12 135H8L9 134V132H10V130H9V132L7 133V135L9 136V140L6 142V141H3V140H0V149H1V151H2V148H5V146L6 145H8V144H10V145H16L17 146V148H16V150L18 149V150H24V149H26L27 150V152H28V150H29V152L31 151V152H37V150H38V146H39V144L40 143H43L42 142V133L39 131L41 128H39V132L41 133V136H39L38 134V131L36 130L37 129V127H42V131H43V128H45V130H47L46 129V127L48 128H51V129H49L50 131L52 130V129H55V128H57L58 129V127L59 126H61V128L60 129H58V130H62L63 132H64V129H62V126H63V124H66V125H64V127H65V134L67 133H69L70 134V132L72 131L71 130V128L69 127L70 126V123H71V120L72 119H74V116L78 113V112H80L81 110H84L85 111V109L84 108H86V106H87V102L89 103V101L91 100H88L89 99V97L91 98V97H93V98H95V96L96 95H99V93H110V94H112L111 92H115V94H116V91H119L120 89H125V88H128V89H130V88H132L131 87V85L133 86V84H136V82H137V78H139L138 77V73H137ZM204 72H206V71H204ZM203 72V73H204ZM20 73V72H19ZM27 73V72H26ZM199 73H195V74H199ZM236 73V72H235ZM16 74H18V73H16ZM141 74V73H140ZM143 74V75H144ZM8 75V74H7ZM13 75H14V73H13ZM24 75V74H23ZM22 75V73H20V74H18V75H16L15 77L14 76H12L13 78H12V80H13V82L16 80V79H18V78H20V77H22L23 76ZM156 75V74H155ZM200 75V74H199ZM239 75V74H238ZM28 76V75H27ZM106 76V75H105ZM140 76H142V75H140ZM176 76V75H175ZM206 76V75H205ZM225 76V75H224ZM70 77V76H69ZM137 77V78H136ZM144 77V76H143ZM198 77V76H197ZM208 77V76H207ZM211 78L213 77V75H211L210 76ZM209 77V78H210ZM238 77V76H237ZM9 78V77H8ZM11 78V77H10ZM40 78V77H39ZM142 77H140V79H141ZM206 78V77H205ZM221 78V77H220ZM219 78V79H220ZM225 78H227V79H231V77L230 76H226ZM1 79V78H0ZM30 79V78H29ZM42 79V78H41ZM145 79V78H144ZM214 79H216V78H214ZM31 80V79H30ZM142 80V79H141ZM202 80H205L204 78L202 79ZM211 80V79H210ZM244 80V79H243ZM10 81H11V79H10ZM72 81V80H71ZM71 81H70V83H71ZM192 81V80H191ZM194 81V80H193ZM235 81V80H234ZM253 81V82H254ZM261 81H260V83H261ZM49 82V81H48ZM57 82V81H56ZM73 82V81H72ZM91 82V81H90ZM141 82V81H140ZM153 82V81H152ZM166 82V81H165ZM208 82V81H207ZM215 82V81H214ZM19 83V82H18ZM66 83V82H65ZM67 83H69V82H67ZM69 83V84H70ZM144 83V82H143ZM197 83V82H196ZM195 83V84H196ZM199 83V82H198ZM216 83V82H215ZM8 84V83H7ZM157 84H159V83H157ZM200 84V83H199ZM209 84V83H208ZM218 84V83H217ZM216 84V85H217ZM229 84V83H228ZM232 84H234L235 85V87L240 91V96H242L243 97V99H244V101L242 102L241 100V102L242 103H244L243 105H244V113L246 114V116L248 117V119H253V120H255V122H259V123H264V122H262V120H263V118H264V95H261V94H253V92H255V91H252L251 89L250 90H244L243 89V85L241 84V83H239V82H236V83H232ZM252 84H254V83H252ZM56 85V84H55ZM145 85V84H144ZM212 85V84H211ZM210 85V86H211ZM257 88H259L261 91L263 90L264 91V89L262 88H260V86L259 85H261V84H259L258 83V85H256V84H254ZM253 85V86H254ZM263 85V84H262ZM261 85V86H262ZM10 86V85H9ZM54 86V85H53ZM147 86V85H146ZM160 86V85H159ZM168 86V85H167ZM203 86V85H202ZM205 86V85H204ZM15 88H16V90H17V87L16 86H14ZM29 87V86H28ZM52 87V86H51ZM58 87V86H57ZM64 87V86H63ZM130 87V88H129ZM199 87V86H198ZM219 87V86H218ZM226 87V86H225ZM264 87V86H263ZM65 88V87H64ZM63 88V89H64ZM202 88V87H201ZM204 88V87H203ZM214 88V87H213ZM245 88V87H244ZM32 89V88H31ZM62 89V90H63ZM159 89V88H158ZM209 89V88H208ZM20 90V89H19ZM23 90V89H22ZM22 90H21V93H22ZM29 90V89H28ZM28 90H26V88H25V91H26V93H27V91ZM36 90V89H35ZM157 90V89H156ZM194 90V89H193ZM227 90V89H226ZM237 90V91H238ZM30 91V90H29ZM131 91V90H130ZM158 91V90H157ZM212 91V90H211ZM8 92V91H7ZM12 92H13V90H12ZM11 92V93H12ZM17 92V91H16ZM64 92H66L65 90H64ZM125 92H127V91H125ZM230 92V91H229ZM4 93V92H3ZM24 93V96H26L27 94H25V92H23ZM22 93V94H23ZM67 93V92H66ZM65 93V94H66ZM148 93V92H147ZM210 93V92H209ZM256 93V92H255ZM9 94H10V92H9ZM28 94H29V92H28ZM46 94L47 93H45V96H46ZM49 94V93H48ZM48 94H47V96H48ZM51 94V93H50ZM49 94V95H50ZM58 94H60V93H58ZM103 94V95H104ZM122 94V93H121ZM195 94V93H194ZM31 95H33V94H31ZM44 95V94H43ZM43 95L41 94V96L43 97ZM142 95V94H141ZM156 95V94H155ZM210 95V94H209ZM235 95V94H234ZM15 97H16V93H15V95H14ZM14 96H13V94L12 95H10V96H8L9 97V99L11 100L9 103L10 104H8V102H7V100H6V102L7 103H2V104H0V116H1V118L3 117V119H4V117H6L7 118V116H8V118H9V115H10V113H11V111L13 110V109H15L12 105H14L18 100L17 99H14V101L15 100H17V101H15V103L14 104H12V100H13V98H14ZM23 96V97H24ZM38 95H36V97H37ZM65 96V95H64ZM100 96V95H99ZM118 96V95H117ZM123 96V95H122ZM130 96V95H129ZM146 96V95H145ZM213 96V95H212ZM231 96V95H230ZM238 96V95H237ZM8 97H7V99H8ZM11 97V98H10ZM18 97V96H17ZM22 97V98H23ZM35 97V96H34ZM41 97V98H42ZM215 97V96H214ZM232 97H234V96H232ZM25 98V97H24ZM33 98V97H32ZM48 98V97H47ZM51 98V97H50ZM49 98V99H50ZM64 98V97H63ZM96 98H97V96H96ZM9 99H8V101H9ZM26 99H27V97H26ZM29 99H31V98H29ZM40 99V98H39ZM42 99H44V98H42ZM41 99V101H39L38 103H40L41 102V104L40 105H42V101H45L46 102V100L44 99V100H42ZM118 99H120V101H121V98H119L118 97ZM126 99V98H125ZM215 99H216V97H215ZM24 100V99H23ZM88 100V101H87ZM95 100V99H94ZM132 100V99H131ZM236 100V99H235ZM239 100V99H238ZM1 101H2V99H1ZM30 101H32V100H30ZM35 101V100H34ZM50 101H51V99H50ZM100 101V100H99ZM136 101V100H135ZM4 102V101H3ZM37 102V101H36ZM98 102V101H97ZM96 102V103H97ZM141 102V101H140ZM150 102V101H149ZM168 102V101H167ZM211 102H213V101H211ZM95 103V102H94ZM122 103V102H121ZM133 103V102H132ZM238 103V102H237ZM18 104H19V102H18ZM28 104V103H27ZM33 104V103H32ZM44 104H46V103H44ZM49 104V103H48ZM117 104V103H116ZM233 104V103H232ZM241 104V103H240ZM30 105H31V102H30ZM38 105V104H37ZM91 105V104H90ZM110 105V104H109ZM234 105V104H233ZM16 106V105H15ZM22 106V105H21ZM25 106H26V103H25ZM29 106V105H28ZM44 106V105H43ZM47 106V105H46ZM92 106V105H91ZM118 106H120V104L118 105ZM117 106V107H118ZM128 106H130V104L128 105ZM132 106V105H131ZM133 106H137L136 104H133ZM228 106V105H227ZM12 107H13V109H12ZM17 107V106H16ZM24 107V106H23ZM27 107V106H26ZM30 107V106H29ZM28 107V108H29ZM37 107H39V105L37 106ZM37 107H35V108H37ZM116 107V106H115ZM116 107V108H117ZM121 107V106H120ZM139 107V106H138ZM211 107V106H210ZM217 107V106H216ZM28 108H26V109H28ZM41 108V107H40ZM46 108H49V106L48 107H46ZM53 108V107H52ZM88 108V107H87ZM129 108H131V107H129ZM199 108V107H198ZM205 108V107H204ZM203 108V109H204ZM219 108V107H218ZM217 108V109H218ZM25 111H24V110ZM29 109H31V108H29ZM32 109H33V107H32ZM44 109V108H43ZM112 109V108H111ZM113 109H115V108H113ZM213 109V108H212ZM226 109V108H225ZM229 110H230V108H228ZM236 109V108H235ZM37 110V109H36ZM42 110V109H41ZM50 110V109H49ZM89 110V109H88ZM134 110V109H133ZM132 110V111H133ZM205 110H207V108L205 109ZM208 110H211V109H208ZM207 110V111H208ZM223 110V109H222ZM18 111V110H17ZM34 111V110H33ZM38 111H39V109H38ZM52 111V110H51ZM54 111V110H53ZM83 111V112H84ZM115 111V110H114ZM114 111H112V113L114 112ZM139 111V110H138ZM227 111V110H226ZM232 111V110H231ZM234 111V110H233ZM233 111L232 112H230V114L231 113H233ZM12 112H14V111H12ZM40 112H42V111H40ZM82 112V113H83ZM110 112H111V110H110ZM204 112V111H203ZM213 112V111H212ZM229 112V111H228ZM243 112V111H242ZM38 113V112H37ZM81 113V112H80ZM86 113H87V111H86ZM243 113V114H244ZM122 114V113H121ZM127 114V113H126ZM136 114V113H135ZM139 114V113H138ZM191 114V113H190ZM215 114V113H214ZM235 114V113H234ZM81 115V114H80ZM84 115H86V114H84ZM104 115V114H103ZM106 115V114H105ZM199 115V114H198ZM202 115V114H201ZM207 115V114H206ZM213 115V114H212ZM28 116H30V117H28ZM34 116L35 118L37 117L38 118V121H35V123L36 122H38V123H36V124H38V126L35 128L34 127V125L32 126L35 130H33V131H36V133H34L31 129H33V128H31L29 125H28V127L27 128H31V129H27V128H25V127H23V126H26V125H22L23 123H24V121H23V119H25L26 117H28L27 118V120H29L30 118H32V117ZM127 116H129V115H127ZM182 116V115H181ZM210 116V115H209ZM215 116V115H214ZM218 116V115H217ZM245 116V117H246ZM17 117V116H16ZM88 117V116H87ZM105 117V116H104ZM183 117V116H182ZM207 117V116H206ZM225 117V116H224ZM11 118V117H10ZM9 118V119H10ZM137 118V117H136ZM199 118V117H198ZM94 119V118H93ZM100 119H102V118H100ZM99 118L97 119V121H99L100 120ZM105 118H103V120H104ZM143 119V118H142ZM176 119V118H175ZM179 119V118H178ZM197 119V118H196ZM195 119V120H196ZM199 119H201V118H199ZM216 120H214V122L216 121H220L218 118H215ZM218 119V120H217ZM229 118H227V120H228ZM236 119V118H235ZM247 119V120H248ZM31 120V119H30ZM136 120V119H135ZM204 120V119H203ZM211 120H212V123H213V125H214V122H213V118H211ZM225 120V119H224ZM232 120V119H231ZM238 120V119H237ZM239 120H240V118H239ZM244 120V119H243ZM246 120V121H247ZM76 121V120H75ZM97 121H95V123L97 122ZM106 121V123L108 124V122L110 121H108L107 122V120H105ZM104 121V122H105ZM189 121H194V120H189V118H185V116H184V118H182L181 120L179 119V122H177L176 124H177V126H178V128H179V125H180V128H179V130L178 131H183V133H181V135L179 136V143L180 142H182V140L185 142L186 140H188V138L190 139L191 138V133H193L194 132V129H195V125H196V129H195V133L199 130V127L198 126H201L202 124H201V122H199L201 125H198L199 123H198V121L196 122L197 124H193V122L191 123V122H189ZM209 119H208V123H209ZM222 121H223V119H222ZM25 122H27L26 120H25ZM146 122V121H145ZM206 122V121H205ZM235 122H236V120H235ZM235 122H230V123H235ZM238 122V121H237ZM236 122V123H237ZM73 123V122H72ZM76 123V122H75ZM98 123V122H97ZM100 123H102L101 121H100ZM147 123V122H146ZM189 123V126H190V123L191 124H193L192 126H194V129L192 130V126H190V127H187V124ZM210 123H211V121H210ZM209 123V124H210ZM217 123H219V122H217ZM221 123V122H220ZM219 123V124H220ZM224 123H227V122H225L224 121ZM239 123V122H238ZM250 123V122H249ZM10 124V125H11ZM25 124V123H24ZM69 124V125H68ZM143 124V123H142ZM173 124V123H172ZM179 124V125H178ZM229 123H227V124H223V122L219 125V128H225V126H227ZM241 124H242V122H241ZM144 125V124H143ZM146 125V124H145ZM208 125V124H207ZM211 126H212V124H210ZM243 125V124H242ZM244 125H246V123L244 124ZM251 125V124H250ZM72 126V125H71ZM95 127L97 126L96 124L94 125ZM104 126H106V125H104ZM116 126V125H115ZM140 126V125H139ZM87 127V126H86ZM166 127V126H165ZM175 128H172V129H178V128H176V125L174 126ZM186 127H187V129H189V131H187V130H185L186 129ZM192 127V128H191ZM202 127V126H201ZM214 128H215V125L213 126ZM218 127V126H217ZM216 127V128H217ZM260 127H262V125L260 126ZM76 128V127H75ZM101 128V127H100ZM145 128V127H144ZM160 128V127H159ZM168 128V127H167ZM190 128H191V130L193 131V132H191L190 133ZM207 128H208V126H207ZM209 128L212 130V131H216L215 129L213 130L212 129V127H210L209 126ZM208 128V129H209ZM218 128V129H219ZM229 128V127H228ZM228 128H226V129H228ZM253 128V127H252ZM259 128V127H258ZM257 128V129H258ZM3 129V128H2ZM83 129H85V128H83ZM96 129V128H95ZM143 129V128H142ZM170 129V128H169ZM205 129V128H204ZM232 129H233V127H232ZM239 129V128H238ZM255 129V128H254ZM88 130V129H87ZM90 130V129H89ZM88 130V131H89ZM138 130H139V128L137 129V132H138ZM147 130V129H146ZM163 130V129H162ZM185 130V131H184ZM251 130V129H250ZM256 130V129H255ZM262 130V129H261ZM52 131H54V130H52ZM91 131H93V130H91ZM90 131V132H91ZM99 131V130H98ZM144 131V130H143ZM148 131V130H147ZM172 131H174V130H171V132ZM176 131V130H175ZM201 131V130H200ZM200 131H198V132H200ZM210 131V130H209ZM252 131H253V129H252ZM31 132V133H30ZM34 134H33V133ZM55 132H57L58 133V131H55ZM61 132V131H60ZM86 133V134H83L82 136H81V138H79L82 142H83V144H85L84 143V141H86L87 139L89 140V142L90 141H92V143L94 142V144L95 143H97V141L99 140V138L97 137H95V136H97V135H95V133ZM95 132V131H94ZM132 132H135V131H132ZM139 132H141L140 130H139ZM150 132V131H149ZM156 132V131H155ZM155 132H154V134H155ZM162 132V131H161ZM164 132V131H163ZM166 133L168 132V131H165ZM177 132V131H176ZM228 132V131H227ZM231 132V131H230ZM251 132V131H250ZM262 132V131H261ZM73 133V132H72ZM74 133H78L77 132V130H76V132H74ZM82 133H84V132H82ZM136 133V132H135ZM152 133V132H151ZM173 133V132H172ZM175 133V132H174ZM202 133H205V132H202ZM246 133V132H245ZM11 134V133H10ZM53 134H55V133H53ZM96 134H97V131H96ZM115 134V133H114ZM133 134V133H132ZM139 134V133H138ZM143 134L145 135V133L143 132ZM163 134V133H162ZM171 134V133H170ZM178 134V133H177ZM179 134H180V132H179ZM197 134V133H196ZM207 134V133H206ZM238 134V133H237ZM240 134V133H239ZM244 134V133H243ZM248 134V133H247ZM264 133H262L261 134V137L263 138V135ZM44 135H45V133H44ZM50 135H52V133L50 134ZM64 135V134H63ZM73 135V134H72ZM79 134H77V136H78ZM81 135V134H80ZM80 135L78 136V137H80ZM109 135V134H108ZM135 135V134H134ZM156 135V134H155ZM164 135H167V134H164ZM176 135V134H175ZM194 135V134H193ZM192 135V136H193ZM198 135V134H197ZM196 135V136H197ZM263 135V136H262ZM47 136V135H46ZM49 136V135H48ZM59 136V135H58ZM61 136V135H60ZM149 136V135H148ZM154 136V135H153ZM199 136H201L200 135V133H199ZM230 136V135H229ZM232 136V135H231ZM235 136H237V135H235ZM234 136V139H236V137ZM245 136V135H244ZM248 136H249V134H248ZM247 136V137H248ZM258 136V135H257ZM50 137V136H49ZM66 137H68L67 135H66ZM77 137V138H78ZM130 136H128V137H126V138H129ZM133 137L134 136H132V138L131 139H133ZM147 137V136H146ZM145 137V138H146ZM246 137V138H247ZM51 138V137H50ZM53 138V137H52ZM69 138V137H68ZM72 138V137H71ZM70 138V139H71ZM76 138V137H75ZM74 138V139H75ZM125 138V137H124ZM125 138V139H126ZM136 138V137H135ZM150 138V137H149ZM175 138V137H174ZM177 138V137H176ZM210 138V137H209ZM232 138V137H231ZM239 138H241V141L242 140H244V139H242V137L240 136ZM254 138V137H253ZM253 138H249L250 140H252ZM13 139H15V140H13ZM47 139V138H46ZM46 139H44V140H46ZM55 139H56V136H55ZM59 139V138H58ZM57 139V140H58ZM69 139V142L68 143H65V144H67V145H64L65 147H62V149L61 150H59V151H62V152H59L58 154H53V156L51 157V158H49L48 160H49V162H48V167L49 166H53V165H56L57 163H59V161L60 160H62V158L64 157V155L66 154L65 152V149H67V148H70V150L71 151H73V153L72 154H70L71 153V151H68V154L66 155V156H69L70 157V159L69 158H67V159H65V158H63V159H65V160H69L66 164H64V165H62V166H60L61 167V171L63 170L62 169V167L64 166L66 169H67V167H69V168H71V167H74L77 163H75L74 162V159L76 160V158H80V156H81V154H83L84 152H80L81 150H82V148H78L77 147V144H76V141H78V140H74V139H71L70 140ZM95 139H98L96 142H95ZM148 139V138H147ZM257 139H259V137H257ZM256 139V140H257ZM261 139V138H260ZM43 140V141H44ZM60 140H62V139H60ZM65 140H67V138H65ZM94 140V141H93ZM108 140V139H107ZM124 140V139H123ZM130 140V139H129ZM152 140V139H151ZM155 140V139H154ZM158 140V139H157ZM171 140V139H170ZM191 141H189V142H192V140L193 139H190ZM195 140V139H194ZM230 140V139H229ZM239 140V139H238ZM255 140V141H256ZM15 141V142H14ZM47 141V140H46ZM50 141V140H49ZM48 141V142H49ZM52 141V140H51ZM81 141H78V142H80V143H82ZM122 141V140H121ZM120 141V142H121ZM125 141V140H124ZM131 141V140H130ZM129 141V142H130ZM145 141H146V139H145ZM150 141V140H149ZM149 141H148V143H149ZM153 141V140H152ZM156 141V140H155ZM173 141V140H172ZM231 141L235 144L236 143V145H234V146H231V147H229L228 148V150L230 149V151H231V149L233 150V151H235V150H237L238 148H240V140L239 141H233V139H231ZM253 141V140H252ZM64 142V141H63ZM66 142V141H65ZM118 142V141H117ZM116 142V143H117ZM129 142H128V144H129ZM147 142V141H146ZM168 142V141H167ZM176 142H177V140H176ZM194 142V141H193ZM192 142V143H193ZM229 142V141H228ZM227 142V143H228ZM237 142H239V143H237ZM244 142V141H243ZM247 142V141H246ZM245 142V143H246ZM257 142V141H256ZM258 142H260V141H258ZM50 143V142H49ZM109 143V142H108ZM127 143V142H126ZM166 143V142H165ZM175 143V142H174ZM223 143H225L224 141H223ZM223 143H222V145H223ZM251 144H252V142H250ZM61 144V143H60ZM63 144V143H62ZM79 144V143H78ZM115 144V143H114ZM122 144V143H121ZM124 144V143H123ZM152 144V143H151ZM166 144H168V143H166ZM170 144H172V143H170ZM215 144V143H214ZM221 144V143H220ZM230 144H232L231 142H230ZM244 144V143H243ZM254 144V143H253ZM257 144V143H256ZM259 144V143H258ZM52 146H54L53 144H51ZM82 144H80V145H78V146H81ZM89 145V144H88ZM93 145V144H92ZM97 145V144H96ZM100 145V144H99ZM130 145V144H129ZM40 146H41V144H40ZM82 146H84V145H82ZM104 146V145H103ZM117 146V145H116ZM178 146H180V145H178ZM177 146V147H178ZM182 146V145H181ZM252 146V145H251ZM43 146H41L40 148H42ZM45 147V146H44ZM48 147H50V145L48 146ZM59 147L60 146H58L57 148L59 149ZM98 147V146H97ZM125 147V146H124ZM148 147H149V145H148ZM166 147H167V145H166ZM171 147V146H170ZM174 148L176 147L175 145L173 146ZM173 147H172V149H169V146H168V148H162L163 150H160V151H156V153H158L157 154V156L159 157L160 156V158H164V157H168L169 158V156H170V154H172L173 152H174V149H173ZM187 147H188V145H187ZM242 147V146H241ZM7 148V147H6ZM5 148V149H6ZM118 148H119V146H118ZM122 148V147H121ZM152 148V147H151ZM179 148V147H178ZM177 148V149H178ZM182 148V147H181ZM186 148V147H185ZM248 148V147H247ZM260 148V147H259ZM4 149V150H5ZM50 149H51V147H50ZM49 149V150H50ZM53 149V148H52ZM54 149H56V148H54ZM53 149V150H54ZM85 149V148H84ZM95 149V148H94ZM93 149V150H94ZM101 149V148H100ZM114 149V148H113ZM148 149V148H147ZM159 149H161V148H159ZM158 149V150H159ZM215 149V148H214ZM223 149H224V147H223ZM251 149V148H250ZM3 150V151H4ZM13 150H15V147H14V149H12V150H10V151H12L13 152ZM21 150H20V152H21ZM47 150H48V148H47ZM57 150V149H56ZM55 150V151H56ZM68 150V149H67ZM118 150V149H117ZM144 150V149H143ZM142 150V151H143ZM179 150H181V149H179ZM188 150V149H187ZM209 150H210V147H209ZM219 150H221V149H219ZM227 150V151H228ZM44 151H45V149H44ZM43 151V152H44ZM52 151V150H51ZM58 151V150H57ZM85 151V150H84ZM90 151V150H89ZM136 151V150H135ZM140 151V150H139ZM141 151V152H142ZM147 151V150H146ZM152 151H155V150H152ZM206 151V150H205ZM204 151V152H205ZM212 151H215L216 153H217V150H212ZM211 151V152H212ZM225 151V150H224ZM238 151V150H237ZM240 151H242V150H240ZM5 153L6 152H8V151H4ZM18 151H16V153H17ZM23 152V151H22ZM26 152V151H25ZM42 152V151H41ZM40 152V153H41ZM70 152V153H69ZM91 152H93L92 151V149H91ZM90 152V153H91ZM103 152V151H102ZM150 152V151H149ZM177 152V151H176ZM201 152V151H200ZM220 152V151H219ZM221 152H222V150H221ZM232 152V151H231ZM3 153V152H2ZM1 153V154H2ZM13 153H15V151L13 152ZM24 153V152H23ZM46 153H48V152H46ZM54 153V152H53ZM55 153H57V152H55ZM97 153V152H96ZM100 153V152H99ZM104 153H105V151H104ZM155 153V152H154ZM179 153V152H178ZM213 153V152H212ZM216 153L214 154V155H216ZM234 153V152H233ZM241 153V152H240ZM0 154V155H1ZM18 154V153H17ZM17 154H14L13 155V157L15 156V155H17ZM20 154V153H19ZM37 154V153H36ZM41 154H44V153H41ZM49 154V153H48ZM77 154H80V156H78ZM98 154V153H97ZM103 154V153H102ZM108 154V153H107ZM139 154H140V152H139ZM148 154H152L151 152L150 153H148ZM183 154V153H182ZM211 154V153H210ZM221 154V153H220ZM223 154V153H222ZM225 154V153H224ZM243 154V153H242ZM40 155V154H39ZM75 155V156H74ZM78 157H77V156ZM121 155V154H120ZM146 155V154H145ZM153 155L154 154H152V157H153ZM156 155V154H155ZM169 155V156H168ZM180 155V154H179ZM209 155V154H208ZM213 155V154H212ZM211 155V156H212ZM227 155H228V153H227ZM4 156H5V154H4ZM11 156V155H10ZM41 156V155H40ZM73 156V157H72ZM116 156V155H115ZM122 156H124V158H125V155H122ZM122 156H120V157H122ZM151 156V155H150ZM149 156V157H150ZM174 156V155H173ZM191 156V155H190ZM6 157H8V155L6 156ZM12 157V156H11ZM10 157V158H11ZM26 157H27V155H26ZM38 157V156H37ZM72 157V158H71ZM76 157V158H75ZM90 157V156H89ZM101 157H102V155H101ZM100 157V158H101ZM143 157V156H142ZM146 157V156H145ZM179 157V156H178ZM209 157V156H208ZM213 157V156H212ZM215 157V156H214ZM213 157V158H214ZM222 157H223V155H222ZM2 158V157H1ZM5 158V157H4ZM9 158V157H8ZM17 158V157H16ZM33 158H34V156H33ZM42 158H44V157H42ZM47 158V157H46ZM45 158V159H46ZM177 158V157H176ZM3 159V158H2ZM25 159V158H24ZM35 159V158H34ZM34 159H32L33 161H34ZM113 159V158H112ZM128 159V158H127ZM145 159V158H144ZM144 159H142V160H144ZM147 159V158H146ZM150 159V158H149ZM167 159V158H166ZM205 159V158H204ZM229 159V158H228ZM230 159H231V157H230ZM27 160V159H26ZM37 160V159H36ZM38 160H39V158H38ZM43 160V159H42ZM87 160V159H86ZM117 160V159H116ZM121 160V159H120ZM154 160V159H153ZM157 160V159H156ZM211 160V159H210ZM227 160V159H226ZM235 160V159H234ZM5 161V160H4ZM17 161H18V159H17ZM25 161V160H24ZM47 161V160H46ZM63 161V160H62ZM61 161V162H62ZM131 161V160H130ZM149 161V160H148ZM155 161V160H154ZM159 161H160V159H159ZM172 161V160H171ZM203 161V160H202ZM216 161V160H215ZM232 161V160H231ZM1 162V161H0ZM45 162V161H44ZM43 162V163H44ZM80 162H81V160H80ZM83 162V161H82ZM86 162V161H85ZM84 162V163H85ZM110 162V161H109ZM144 162V161H143ZM143 162H142V164H143ZM156 162V161H155ZM154 162V163H155ZM178 162V161H177ZM222 162V161H221ZM229 162V161H228ZM255 162V161H254ZM260 162V161H259ZM9 163V162H8ZM7 163V164H8ZM35 163H36V161H35ZM47 163V162H46ZM62 163H65V162H62ZM122 163V162H121ZM124 163V162H123ZM154 163H152V164H154ZM201 163V162H200ZM204 163V162H203ZM208 163V162H207ZM212 163V162H211ZM216 163V162H215ZM226 163V162H225ZM234 163V162H233ZM1 164V163H0ZM4 164V163H3ZM2 164V165H3ZM11 164V163H10ZM14 164V163H13ZM31 164H32V162H31ZM40 164V163H39ZM39 164H37V165H39ZM60 164V163H59ZM78 164H79V162H78ZM164 164V163H163ZM209 164H210V162H209ZM245 164V163H244ZM23 165V164H22ZM33 165V164H32ZM31 165V166H32ZM44 165H45V163H44ZM85 165V164H84ZM143 165H145V162H144V164ZM142 165V166H143ZM176 165V164H175ZM200 165V164H199ZM228 165H229V163H228ZM6 166V165H5ZM34 166V165H33ZM80 166H83V165H80ZM87 166H88V163H87ZM86 166V167H87ZM141 166V167H142ZM152 166V165H151ZM150 166V167H151ZM154 166H155V164H154ZM201 166V165H200ZM255 166V165H254ZM26 167V166H25ZM30 167V166H29ZM40 167V166H39ZM38 167V169H36L37 167H33L34 169H36V170H33L32 171V173L31 174H28L29 176H27L26 175V180H25V182L22 184V185H20L19 187H22L23 189H24V186L26 187V186H28V187H31L33 184H31V186H29V182L31 183L34 179H37L38 180V178L41 176V178H42V176L43 175H45V176H48L49 174V172L46 170L47 168H46V166H45V168L43 167V168H39ZM55 167H57V166H55ZM58 167H59V165H58ZM63 167V168H64ZM77 167H79V165L77 166ZM84 167V166H83ZM99 167V166H98ZM108 167H109V165H108ZM115 167V166H114ZM145 167H148V166H145ZM149 167V168H150ZM158 167H160V166H158ZM157 167V168H158ZM178 167V166H177ZM181 167V166H180ZM203 167V166H202ZM215 167V166H214ZM257 167V166H256ZM255 167V168H256ZM12 168V167H11ZM14 168V167H13ZM50 168V167H49ZM95 168V167H94ZM107 168V167H106ZM111 168L112 167H110V170H111ZM119 168V167H118ZM149 168H147V169H149ZM179 168V167H178ZM177 168V169H178ZM182 168V167H181ZM199 168H201V167H199ZM216 168V167H215ZM230 168V167H229ZM233 168V167H232ZM239 168V167H238ZM254 167H253V172H249L250 174V177L252 178V177H254V176H260V175H258V174H260V173H263L264 172V167H263V169H259V170H255L254 171V169H255ZM5 169V168H4ZM16 169V168H15ZM65 169V170H66ZM109 169V168H108ZM114 169H116V168H114ZM131 169V168H130ZM139 169H141L140 167H139ZM146 169V170H147ZM155 169V168H154ZM175 169V168H174ZM186 169V168H185ZM202 169V168H201ZM217 169V168H216ZM223 169V168H222ZM10 170V169H9ZM14 170V169H13ZM49 170V169H48ZM52 170H53V168H52ZM71 170V169H70ZM93 170V169H92ZM104 170V169H103ZM112 170H113V168H112ZM111 170V171H112ZM118 170V169H117ZM120 170V169H119ZM145 170V171H146ZM152 170V169H151ZM191 170V169H190ZM204 171H205V169H203ZM17 171V170H16ZM50 171V170H49ZM56 171V170H55ZM72 171V170H71ZM84 171V170H83ZM105 171V170H104ZM133 171V170H132ZM136 171V170H135ZM145 171H143V175H147V174H145ZM149 171V170H148ZM148 171H146V172H148ZM168 171V170H167ZM175 171H176V169H175ZM178 171V170H177ZM216 171V170H215ZM246 171H247V169H246ZM245 171V172H246ZM251 171V170H250ZM31 172V171H30ZM57 172H59V170L57 171ZM102 172V171H101ZM109 172V171H108ZM108 172H106V173H108ZM171 172V171H170ZM185 172H188V170H186ZM210 172V171H209ZM231 172V171H230ZM50 173H51V171H50ZM54 173V172H53ZM59 173H61V172H59ZM91 173V172H90ZM89 173V174H90ZM104 173V172H103ZM102 173V174H103ZM105 173V174H106ZM118 173H119V171H118ZM177 173H180V171L179 172H177ZM177 173H175V174H177ZM198 173V172H197ZM212 173V172H211ZM222 173V172H221ZM48 174V175H47ZM63 174H64V172H63ZM71 174V173H70ZM108 174H110V173H108ZM174 174V175H175ZM184 174V173H183ZM239 174V173H238ZM248 174V173H247ZM15 175V174H14ZM55 175V174H54ZM68 175V174H67ZM73 175V174H72ZM110 175H112V174H110ZM109 175V176H110ZM119 175H120V173H119ZM142 174H141V176H143ZM149 175V174H148ZM188 175V174H187ZM52 176V175H51ZM93 176H94V174H93ZM101 176H104L105 177V175L103 174V175H101ZM114 176H115V174H114ZM117 176V175H116ZM121 176H122V174H121ZM140 176V177H141ZM177 176V175H176ZM176 176H175V178H176ZM183 176V175H182ZM201 176V175H200ZM213 176V175H212ZM221 176V175H220ZM233 176V175H232ZM263 176V175H262ZM13 177H15V176H13ZM23 177V176H22ZM25 177V176H24ZM55 177V176H54ZM57 177V176H56ZM74 177V176H73ZM123 177V176H122ZM122 177H120V178H122ZM133 176H131V179H133L134 177H136V176H134L133 178H132ZM143 177H145V176H143ZM142 177V178H143ZM189 177V176H188ZM194 177V176H193ZM204 177V176H203ZM202 177V178H203ZM41 178H39V179H41ZM47 178V177H46ZM51 178V177H50ZM64 178V177H63ZM69 178V177H68ZM88 178H89V175H88ZM101 178V177H100ZM118 178V177H117ZM174 178V179H175ZM178 178V177H177ZM186 178H187V176H186ZM196 178V177H195ZM198 178H200L199 176H198ZM236 178V177H235ZM44 179V178H43ZM96 179V178H95ZM173 179V180H174ZM182 179V178H181ZM184 179V178H183ZM191 179V178H190ZM197 179V178H196ZM232 179V178H231ZM20 180V179H19ZM22 180V179H21ZM20 180V181H21ZM52 180V179H51ZM61 180V179H60ZM59 180V181H60ZM69 180H70V178H69ZM88 180V179H87ZM97 180V179H96ZM95 180V181H96ZM104 180H105V178H104ZM119 180V179H118ZM134 180V179H133ZM157 180V179H156ZM177 180V179H176ZM200 180V179H199ZM230 180V179H229ZM240 180V179H239ZM35 181V180H34ZM53 181V180H52ZM55 181V180H54ZM106 181V180H105ZM121 181V180H120ZM145 182H146V180H144ZM206 181V180H205ZM1 182V181H0ZM39 182V181H38ZM45 182V181H44ZM50 182V181H49ZM48 182V183H49ZM87 182V181H86ZM89 182V181H88ZM92 182V181H91ZM102 182V181H101ZM115 182V181H114ZM114 182L113 183H111V184H114ZM123 182V181H122ZM175 182V181H174ZM184 182V181H183ZM182 182V184H184ZM204 182V181H203ZM208 182V181H207ZM213 182V181H212ZM230 182V181H229ZM239 182V181H238ZM237 182V183H238ZM243 182V181H242ZM35 183V182H34ZM42 183H43V180H42ZM59 183V182H58ZM61 183H62V180H61ZM70 183V182H69ZM90 183V182H89ZM119 183V182H118ZM121 183V182H120ZM124 183V182H123ZM176 183V182H175ZM177 183H181V182H178L177 181ZM231 183V182H230ZM263 183V182H262ZM44 184V183H43ZM52 184H54V182L52 183ZM106 184V183H105ZM108 184V183H107ZM106 184V187L108 186ZM116 184V183H115ZM130 184V183H129ZM138 184V183H137ZM153 184V183H152ZM224 184V183H223ZM228 184V183H227ZM227 184H225V185H227ZM234 184H235V182H234ZM1 185V184H0ZM46 185V184H45ZM58 185V184H57ZM64 185V184H63ZM71 185V184H70ZM75 185V184H74ZM87 185V184H86ZM90 184H88V186H89ZM117 185V184H116ZM119 185V184H118ZM121 185V184H120ZM167 185V184H166ZM185 185V184H184ZM215 185V184H214ZM217 185V184H216ZM224 185V186H225ZM232 185L233 184H229L228 186H227V188H226V186L225 187H223V188H226V189H231L230 187H232ZM237 185V184H236ZM14 186V185H13ZM12 186V187H13ZM42 186V184L40 185V187ZM47 187H48V185H46ZM52 186V185H51ZM50 186V187H51ZM58 186H60V185H58ZM73 186V185H72ZM128 186V185H127ZM136 186V185H135ZM144 186V185H143ZM161 186V185H160ZM174 186H178L177 184L176 185H174ZM180 186V185H179ZM211 186V185H210ZM233 186H235V185H233ZM246 186V185H245ZM44 187V186H43ZM42 187V188H43ZM93 187V186H92ZM99 187V186H98ZM106 187L105 188H102V190L103 189H105V191H106ZM109 187V186H108ZM115 187V186H114ZM120 187V186H119ZM147 187V186H146ZM158 187H159V185H158ZM167 187V186H166ZM173 187V186H172ZM182 187H184L183 185H182ZM18 188V187H17ZM27 188V187H26ZM32 188V187H31ZM31 188H30V190H31ZM36 188V187H35ZM38 188V187H37ZM126 188V187H125ZM140 188H141V186H140ZM174 188V187H173ZM187 188V187H186ZM207 188V187H206ZM223 188H221V189H223ZM240 188V187H239ZM242 188V187H241ZM247 188V187H246ZM250 188V187H249ZM258 188V187H257ZM262 188V187H261ZM2 189V188H1ZM0 189V190H1ZM48 189V188H47ZM60 189V188H59ZM73 189V188H72ZM101 189V188H100ZM156 189V188H155ZM159 189V188H158ZM157 189V190H158ZM166 188H164V190H165ZM170 189V188H169ZM209 189V188H208ZM217 189V188H216ZM220 189V188H219ZM225 189V190H226ZM233 189H234V187H233ZM3 190V189H2ZM35 190V189H34ZM64 190V189H63ZM79 190V189H78ZM77 190V191H78ZM92 190V189H91ZM94 190V189H93ZM151 190V189H150ZM167 190V189H166ZM171 190V189H170ZM169 190V191H170ZM174 190V189H173ZM242 190V189H241ZM261 190V189H260ZM15 191H17V189L15 190ZM20 191V190H19ZM98 191V190H97ZM117 191V190H116ZM139 191V190H138ZM161 191V190H160ZM163 191V190H162ZM177 191V190H176ZM176 191H174V192H176ZM182 191H184V189L182 190ZM181 191V192H182ZM204 191V190H203ZM235 191V190H234ZM250 191V190H249ZM10 192V191H9ZM21 192V191H20ZM52 192H54V191H52ZM80 192V191H79ZM93 192V191H92ZM102 192V191H101ZM108 192V191H107ZM113 192V191H112ZM152 192V191H151ZM159 192V191H158ZM157 192V193H158ZM165 193H167L166 191H164ZM173 192V191H172ZM173 192V193H174ZM179 192V191H178ZM196 192V191H195ZM225 192H227V191H225ZM231 192V191H230ZM255 192V191H254ZM263 192V191H262ZM26 193H28V192H26ZM36 192L34 191V193H32V194H35ZM103 193H105V192H103ZM156 193V194H157ZM180 193V192H179ZM204 193V192H203ZM211 193V192H210ZM220 193V192H219ZM219 193H217V192H215L214 193V195H216V196H218L219 195ZM221 193H223V192H221ZM248 193V192H247ZM247 193H245V194H247ZM252 193V192H251ZM8 194V193H7ZM14 194V193H13ZM12 194V195H13ZM24 194V193H23ZM31 194V195H32ZM37 194V193H36ZM53 194V193H52ZM55 194V193H54ZM77 194V193H76ZM75 194V195H76ZM81 194V193H80ZM96 194H97V192H96ZM106 194V193H105ZM110 194H112V193H110ZM109 193H108V195H110ZM146 194H147V192H146ZM149 194H151L150 192H149ZM155 194V193H154ZM159 194V193H158ZM167 194H169V196L171 195V193H167ZM174 194H176V193H174ZM173 194V195H174ZM200 194H202V192L200 193ZM240 194V193H239ZM30 195V196H31ZM48 195H49V193H48ZM74 195V194H73ZM72 195V196H73ZM74 195V196H75ZM99 195H100V193H99ZM108 195H107V197H108ZM142 195H144L143 193H142ZM178 195V194H177ZM7 196V195H6ZM5 196V197H6ZM24 196H25V194H24ZM54 196V195H53ZM71 195H69V197H70ZM72 196H71V198H72ZM94 196H95V194H94ZM93 196V197H94ZM97 196V195H96ZM95 196V197H96ZM104 196H106V195H104ZM135 196V195H134ZM146 196V195H145ZM150 196V195H149ZM164 196L165 195H160V197H162V199H164ZM200 196V195H199ZM226 196V195H225ZM261 196V195H260ZM263 196V195H262ZM18 197V196H17ZM26 197H28V195L26 196ZM43 197V196H42ZM59 197V196H58ZM64 197H66V196H64ZM68 197V199L69 200H71L70 198ZM111 196H109L108 198H110ZM151 197V196H150ZM149 197V198H150ZM152 197H154V195L152 194ZM157 197V196H156ZM155 197V198H156ZM172 197V196H171ZM176 197V196H175ZM197 197V196H196ZM235 197V196H234ZM241 197V196H240ZM21 198V197H20ZM35 197H33V199H34ZM74 198V197H73ZM79 198V197H78ZM82 198V197H81ZM143 198V197H142ZM170 198V197H169ZM200 198V197H199ZM236 198V197H235ZM16 199V198H15ZM30 199H32V197L30 198ZM39 199H41L40 197H39ZM46 199V198H45ZM56 199V198H55ZM66 199V198H65ZM64 199V200H65ZM100 199V198H99ZM139 199V198H138ZM140 199H141V197H140ZM148 199V196H147V198L146 199H144V200H147ZM153 199V198H152ZM191 198H189V200H190ZM193 199V198H192ZM191 199V200H192ZM198 199V198H197ZM202 199V198H201ZM243 199V198H242ZM241 199V200H242ZM22 200V199H21ZM38 200V199H37ZM43 200V199H42ZM41 200V201H42ZM47 200V199H46ZM53 199H51V201H52ZM59 200V199H58ZM73 200V199H72ZM93 200L94 199H92L91 201L93 202ZM135 200V199H134ZM136 200H137V198H136ZM155 200V199H154ZM158 200H160L159 198H158ZM168 200V199H167ZM167 200H165V202L167 201ZM27 201V200H26ZM44 201V200H43ZM49 201V200H48ZM51 201H50V203H51ZM96 201V200H95ZM104 201V200H103ZM143 201V200H142ZM142 201H140V202H142ZM153 201V200H152ZM157 201V200H156ZM187 200H185V202H186ZM36 201H34V203H35ZM54 202V201H53ZM52 202V203H53ZM55 202H56V200H55ZM64 201H62V203H63ZM67 202V201H66ZM73 202H76L75 200L73 201ZM77 202H78V200H77ZM77 202H76V204H77ZM91 202V203H92ZM98 202H100V201H98ZM108 202H109V200H108ZM112 202V201H111ZM146 202V201H145ZM144 202V203H145ZM148 202V201H147ZM155 202V201H154ZM193 202V201H192ZM191 202V203H192ZM228 202V201H227ZM21 203V202H20ZM33 203V202H32ZM46 203V202H45ZM51 203V204H52ZM56 203H58V202H56ZM65 203V202H64ZM68 203V202H67ZM81 203V202H80ZM84 203V202H83ZM156 203V202H155ZM155 203H152V204H154L155 205ZM164 203V202H163ZM167 203H169V202H167ZM184 203V202H183ZM198 203H200V202H198ZM232 203V202H231ZM240 203V202H239ZM28 204V203H27ZM36 204V203H35ZM41 204V203H40ZM60 204H61V202H60ZM69 204H70V202H69ZM71 204H72V201H71ZM99 204V203H98ZM98 204H96V206L98 205ZM106 205H107V203H105ZM105 204H104V206H105ZM109 204V203H108ZM135 204V203H134ZM147 204V203H146ZM151 204V203H150ZM157 204V203H156ZM238 204V203H237ZM2 205V204H1ZM13 205V204H12ZM37 205V204H36ZM42 205H44V203L42 204ZM46 205V204H45ZM54 205V204H53ZM52 205V206H53ZM64 205H66V204H64ZM63 205V206H64ZM81 205V204H80ZM83 205V204H82ZM91 205V204H90ZM89 205V206H90ZM138 205V204H137ZM144 205V204H143ZM151 206V207H147V206H145L144 205V207L146 208L142 213H143V215L141 216L140 215V217H135V215L137 214H141V211H140V213H137V212H139L138 210H140L138 207H139V205L138 206H135V207H132V209H130V210H128L126 213V221L124 220V221H121V224H120V226H119V228L118 227H116V228H118L117 229V231H116V229H114L113 231H116L117 233H118V235L119 234H121L122 233V236H123V234H124V232L126 233V236L128 235L127 234V232H131V231H133V229H131L132 228V226L134 225V228H136L135 226H137L138 224H141V227L140 228H144L145 229V227H150V226H157L160 222H162L166 217L168 218V215L169 214H166V215H158V213H156L155 214V212H156V210H157V212H158V206L159 205H157L156 207L155 206ZM161 205V204H160ZM169 205H170V203H169ZM179 205V204H178ZM181 205V204H180ZM194 205H197V204H195L194 203ZM232 205V204H231ZM249 205V204H248ZM256 205V204H255ZM254 205V206H255ZM22 206V205H21ZM38 206V205H37ZM40 206V205H39ZM50 206V205H49ZM59 206V205H58ZM67 206V205H66ZM65 206V207H66ZM78 206V205H77ZM76 206V207H77ZM94 206V205H93ZM99 206H100V204H99ZM102 206L103 205H101L100 207L102 208ZM142 206V205H141ZM230 206V205H229ZM239 206V205H238ZM245 206V205H244ZM253 206V205H252ZM34 207V206H33ZM47 207H48V205H47ZM57 207V206H56ZM61 207V206H60ZM68 207V206H67ZM69 207H70V205H69ZM87 207V206H86ZM90 207H92V206H90ZM90 207H89V209H90ZM95 207V206H94ZM100 207H97L98 209L100 208ZM111 207V206H110ZM127 207V206H126ZM160 207V206H159ZM165 207V206H164ZM204 207V206H203ZM231 207V206H230ZM233 207V206H232ZM236 207V206H235ZM21 208V207H20ZM25 208V207H24ZM31 208V207H30ZM72 208V207H71ZM79 208V207H78ZM84 208V207H83ZM105 207H103V209H104ZM206 208V207H205ZM208 208V207H207ZM250 209H251V207H249ZM8 209V208H7ZM34 209V208H33ZM38 209V208H37ZM36 209V210H37ZM42 209V208H41ZM49 209H51V208H49ZM53 209V208H52ZM56 209V208H55ZM58 209H60V208H58ZM77 209V208H76ZM79 209H82V208H79ZM87 209V208H86ZM92 209H93V207H92ZM102 209V210H103ZM214 209H216V208H214ZM232 209V208H231ZM247 209V208H246ZM255 209V208H254ZM259 209V208H258ZM11 210V209H10ZM15 210H16V208H15ZM21 210H23V209H21ZM24 210H26V209H24ZM31 210V209H30ZM39 210H40V208H39ZM64 210H67V208L66 209H64ZM69 210V209H68ZM72 210V209H71ZM85 210V209H84ZM83 210V212H85ZM94 210H97V209H95L94 208ZM93 210V211H94ZM100 210V209H99ZM102 210H100V211H102ZM126 210V209H125ZM188 209H186L185 208V206H178L177 207V213H184V212H186ZM226 210V209H225ZM261 210V209H260ZM259 210V211H260ZM17 211V210H16ZM28 211V210H27ZM41 211V210H40ZM46 211V210H45ZM57 211V210H56ZM58 211H60V210H58ZM57 211V212H58ZM80 211V210H79ZM92 211V210H91ZM90 211V213H92ZM98 211V210H97ZM160 211V210H159ZM249 211V210H248ZM252 211V210H251ZM23 212V211H22ZM21 212V213H22ZM26 212V211H25ZM37 212H38V210L37 211H33V212H31L30 213V211L28 212L29 214L28 215H26V216H24L26 213H24V215H22L24 218H26V217H28L27 219H26V223H24L25 225L24 226H22V228L20 229V228H18V229H20V230H17L19 233H17L16 231V235L18 234L19 235V239L21 240V238H22V236L24 235V233L26 234V232L25 231H31V229L32 228H34V225L39 221L38 220V218H37V216H38V214H37ZM62 212H63V210H62ZM76 212V211H75ZM82 211H80V213H81ZM253 212V211H252ZM46 213V212H45ZM49 213V212H48ZM53 213V212H52ZM79 213V212H78ZM95 213V212H94ZM106 213H107V211H106ZM105 213V214H106ZM113 213V212H112ZM163 213V212H162ZM201 213V212H200ZM228 213V212H227ZM14 214V213H13ZM43 214V213H42ZM55 214V213H54ZM66 213L64 212V214H63V216L65 215ZM69 213H67V215H68ZM71 214V213H70ZM88 214V213H87ZM101 214V213H100ZM102 214H103V212H102ZM101 214V215H102ZM159 214H161V213H159ZM226 214V213H225ZM12 215V214H11ZM53 215V214H52ZM59 215V214H58ZM82 215V214H81ZM81 215H79L81 218H82V216ZM85 215V214H84ZM93 215V214H92ZM98 215V214H97ZM212 215V214H211ZM241 215V214H240ZM255 215H256V217H255V219L254 220H252V221H246L245 220V222H242V224L240 225V227H239V234L241 235V242H237V240L235 239V237L234 238H232V236H230V237H228V236H226V237H223L222 239H221V241H220V243H217L218 245L216 246V251L215 252H217V253H220V252H222V250H224L225 251V249L226 248H229V247H236L237 245H244L246 242H247V234H250L251 233V235H252V232L253 231H255L256 233H257V231L258 230H261L262 229V227L264 226L263 225V220H264V209L262 210V211H260L259 213H255ZM9 216V215H8ZM13 216V215H12ZM18 216V215H17ZM21 216V215H20ZM47 216V215H46ZM61 216V215H60ZM88 216V215H87ZM90 216V215H89ZM106 216V215H105ZM125 216V215H124ZM134 216V217H133ZM159 216V217H158ZM5 217V216H4ZM22 217V218H23ZM43 217V216H42ZM48 217V216H47ZM46 217V218H47ZM52 217V216H51ZM50 217V218H51ZM56 217H57V215H56ZM56 217L54 216V218H55V220H58V218L56 219ZM62 217V216H61ZM60 217V218H61ZM79 217V218H80ZM84 217V216H83ZM213 217V216H212ZM242 217V216H241ZM10 218V217H9ZM17 218H19V217H17ZM21 218V217H20ZM64 218V217H63ZM78 218V217H77ZM77 218H75V220H76V222H77ZM215 218V217H214ZM246 218V217H245ZM244 218V219H245ZM53 219V218H52ZM51 219V220H52ZM68 219V218H67ZM84 219H86V221H87V218H86V216L83 218V220ZM205 219V218H204ZM251 219V218H250ZM4 220V219H3ZM13 220V219H12ZM38 220V221H37ZM54 220V219H53ZM69 220V219H68ZM79 220H81L82 221V219H79ZM99 220V219H98ZM203 220V219H202ZM238 220V219H237ZM23 220H21L20 222H22ZM25 221V220H24ZM37 221V222H36ZM47 221V220H46ZM65 221H66V219H65ZM73 221V220H72ZM71 221V222H72ZM110 221V220H109ZM113 221V220H112ZM143 221L145 222V221H147L146 222V224L145 223H143ZM195 221V220H194ZM13 222V221H12ZM15 222V221H14ZM13 222V223H14ZM19 222V223H20ZM50 222V221H49ZM48 222V223H49ZM51 222H53V221H51ZM59 222V221H58ZM62 222V221H61ZM70 222V223H71ZM75 222V221H74ZM74 222H73V224H74ZM75 222V223H76ZM124 222V223H123ZM201 222V221H200ZM203 222V221H202ZM232 222V221H231ZM233 222H235V221H233ZM237 222V221H236ZM17 223V222H16ZM19 223H18V227H21L20 225H21V223H20V225H19ZM47 223V224H48ZM55 223V222H54ZM53 223V224H54ZM60 223V222H59ZM80 223H83V222H80ZM85 223V222H84ZM108 223V222H107ZM115 223V222H114ZM129 223H134L132 226L129 224ZM169 223V222H168ZM8 224H9V222H8ZM15 224V223H14ZM40 224V223H39ZM43 224V223H42ZM61 224V223H60ZM69 224V223H68ZM72 224V223H71ZM77 224V223H76ZM85 224H87V222L85 223ZM98 224H100V223H98ZM103 224V223H102ZM105 224V223H104ZM135 224H137V225H135ZM177 224V223H176ZM204 224V223H203ZM224 224V223H223ZM240 224V223H239ZM12 225V224H11ZM16 225V224H15ZM14 225V227H16ZM22 225H23V222H22ZM38 224H36V226H37ZM41 225V224H40ZM56 225H58L57 223H56ZM75 225V224H74ZM73 225V226H74ZM89 225V224H88ZM91 225V224H90ZM96 225V224H95ZM128 225H130L131 227L128 229L127 228V226ZM160 225V224H159ZM166 225V224H165ZM170 225V224H169ZM179 225V224H178ZM181 225V224H180ZM231 225V224H230ZM36 226H35V228H36ZM50 226H51V224H50ZM53 226V225H52ZM52 226H51V228H52ZM59 226V225H58ZM57 226V227H58ZM65 226H66V224H65ZM64 226V227H65ZM68 227H67V230H70V228H71V226L70 225H67ZM70 226V227H69ZM77 226H78V228L76 227V225H75V230H73V231H75L74 233H79V227H80V231L82 230V228L84 227V225L82 224V228H81V226L79 225V224H77ZM118 226V225H117ZM168 226V225H167ZM5 227V226H4ZM8 227V226H7ZM12 227V226H11ZM43 227V226H42ZM54 227V226H53ZM62 227H63V225H62ZM90 227V226H89ZM88 227V228H89ZM99 227V226H98ZM8 228H10V227H8ZM7 228V229H8ZM35 228H34V231H35ZM48 228H50L49 227V224H48V226H46V227H44V229H43V236H41L42 235V233H41V238H39L38 237V239H39V242L41 243L43 240H44V238H46V239H48L47 237L48 236H50L52 233H50L49 234V232H48ZM69 228V229H68ZM73 228V227H72ZM84 228H86L87 229V227L85 226ZM174 228V227H173ZM180 228V227H179ZM264 228V227H263ZM11 229V228H10ZM9 229V230H10ZM12 229H13V227H12ZM12 229L10 230V231H12ZM17 229V228H16ZM40 229V228H39ZM38 229V230H39ZM57 229V228H56ZM64 229V228H63ZM92 229H94V228H92ZM131 229V230H130ZM150 229V228H149ZM154 229V228H153ZM152 229V230H153ZM157 229V228H156ZM170 229V228H169ZM203 229V228H202ZM1 230V229H0ZM2 230H3V228H2ZM6 229H4V232H6L5 231ZM9 230H7V231H9ZM42 230V229H41ZM55 230V229H54ZM67 230H62L60 233H59V235L57 236V237H55L54 235H52V237H53V240H51V242L49 241V244H47L48 245V247L46 248V246H45V250L48 252V254L47 255H49L50 254V257H52L53 258V260L54 259H56L57 258V256H59V255H61V253L62 252H64L65 250H68V248H71V244L73 243V241H75V236H74V234L73 235H71V236H74L73 237V239L74 240H72V238H70L69 237V239L68 240H64L65 242H63L62 241V238H66V233H68L67 232ZM95 230V229H94ZM101 230V229H100ZM137 230V229H136ZM167 230V229H166ZM217 230V229H216ZM257 230V231H256ZM10 231H9V233H10ZM32 231H33V229H32ZM57 231V230H56ZM55 231V232H56ZM87 231V230H86ZM85 231V232H86ZM142 231V230H141ZM144 231V230H143ZM142 231V232H143ZM158 231V230H157ZM230 231V230H229ZM14 232V233H15ZM41 232V231H40ZM58 232H59V230H58ZM84 232V233H85ZM111 232V231H110ZM116 232H113V233H115L116 234ZM134 232H138V231H134ZM134 232L132 233V234H134ZM140 232V231H139ZM141 232V233H142ZM169 232H171V230L169 231ZM168 232V233H169ZM201 232V231H200ZM220 232V231H219ZM260 231H258V233H259ZM29 233H32V232H29ZM35 233V232H34ZM81 233V232H80ZM80 233H79V235H80ZM82 233H83V230H82ZM140 233V234H141ZM154 233V232H153ZM172 233V232H171ZM208 233V232H207ZM235 233V232H234ZM257 233V234H258ZM1 235L2 234H4V233H0ZM7 234V233H6ZM5 234V235H6ZM38 234L39 233H37V236H38ZM71 234V233H70ZM112 234V233H111ZM114 234V235H115ZM139 234V233H138ZM137 234V235H138ZM209 234V233H208ZM10 235V234H9ZM15 235V236H16ZM28 235V234H27ZM26 235V236H27ZM33 235V234H32ZM55 235H57V234H55ZM83 235V234H82ZM117 234L115 235L116 237L118 236ZM131 235V234H130ZM162 235H163V233H162ZM168 235V234H167ZM250 235V236H251ZM253 235H254V233H253ZM12 236V235H11ZM10 236V237H11ZM31 236V235H30ZM34 236V235H33ZM65 236V237H64ZM68 236V235H67ZM84 236V235H83ZM112 236V235H111ZM122 236H118V237H120V238H122ZM126 236H123V237H126ZM156 236V235H155ZM257 236V235H256ZM260 236V235H259ZM2 237V236H1ZM3 237H5V236H3ZM1 238L0 239V241L3 239V242H4V238ZM8 237V236H7ZM6 237V238H7ZM18 237V236H17ZM24 237V236H23ZM29 237V236H28ZM36 237V236H35ZM55 237V238H54ZM142 237V236H141ZM161 237H163V236H161ZM165 237H166V235H165ZM182 237V236H181ZM213 237H215V236H213ZM253 237V236H252ZM5 238V240H7ZM13 238V237H12ZM27 238V237H26ZM29 238H31V237H29ZM28 238V239H29ZM51 238V237H50ZM49 238V239H50ZM97 238V237H96ZM105 238V237H104ZM115 238V237H114ZM159 238V237H158ZM179 238V237H178ZM193 238V237H192ZM200 238V237H199ZM216 238V237H215ZM259 238V237H258ZM10 239V238H9ZM19 239H18V243H20L19 242ZM48 239V240H49ZM168 239H170V237L168 238ZM167 239V240H168ZM189 239H191V238H189ZM195 239V238H194ZM208 239H209V237H208ZM210 239H211V236H210ZM12 240V239H11ZM35 240V239H34ZM33 239H32V241H34ZM100 240V239H99ZM159 240V239H158ZM162 240H163V238H162ZM204 240V239H203ZM249 240H250V238H249ZM28 241V240H27ZM47 241V240H46ZM112 241V240H111ZM110 241V242H111ZM114 241V240H113ZM151 241V240H150ZM154 241V240H153ZM188 241V240H187ZM193 241H196V240H192L191 242H193ZM200 241H201V239H200ZM200 241H198V242H200ZM239 241H240V239H239ZM2 242V241H1ZM2 242V243H3ZM25 243H26V241H24ZM91 242H93V241H91ZM95 242V241H94ZM120 242V241H119ZM141 242V241H140ZM152 242V241H151ZM156 242V241H155ZM172 242V241H171ZM190 242V243H191ZM205 242V241H204ZM256 242H258V241H256ZM259 242H260V240H259ZM262 242V241H261ZM6 243V242H5ZM16 243V242H15ZM28 243V242H27ZM35 243H38V242H35ZM76 242H74V244H73V246L74 245H76L75 244ZM107 243H109V242H106V244ZM115 242H112V244H114ZM117 243V242H116ZM123 243V242H122ZM205 243H207V242H205ZM212 243V242H211ZM210 243V244H211ZM252 243V242H251ZM14 244V243H13ZM23 244V243H22ZM21 244V245H22ZM43 244H44V241H43ZM103 243L101 242V244L99 243L98 244V246H103L102 245ZM105 244V245H106ZM157 244H159V242L157 243ZM173 244V243H172ZM186 244V243H185ZM198 244V243H197ZM216 244V243H215ZM2 244H0V248L2 247L1 246ZM5 245V244H4ZM7 245V244H6ZM10 245V244H9ZM12 245V244H11ZM30 245V244H29ZM95 245V244H94ZM94 245H91V247L92 246H94ZM109 245H111V244H109ZM120 245H122L121 243H120ZM167 245H168V243H167ZM260 245V244H259ZM8 246V245H7ZM15 245H13V246H11V247H14ZM19 246H20V244H19ZM33 246V245H32ZM39 246H41V247H43L42 245H40L39 244ZM38 246V247H39ZM77 246V245H76ZM94 247V248H99V247ZM130 246H131V244H130ZM140 246V245H139ZM144 246H146V245H144ZM143 246V247H144ZM164 246V245H163ZM181 246V245H180ZM192 246V245H191ZM202 246V245H201ZM200 246V247H201ZM4 247H6V246H3L2 248H3V250H4ZM17 247V246H16ZM23 247V246H22ZM26 247V246H25ZM24 247V248H25ZM37 247V246H36ZM37 247V248H38ZM88 248V250H87V259L85 260V264H91V263H93V259H96V258H94V256L95 257H97V261H98V257L100 256V255H95V254H93L92 253V256H91V254L89 255V253H88V251L90 250V249H93V248ZM105 247V246H104ZM103 247V248H104ZM170 247V246H169ZM169 247H165V248H168L169 249ZM172 247V246H171ZM177 247V246H176ZM188 247H190L189 245H188ZM218 247V248H217ZM238 247H240V246H238ZM260 247V246H259ZM1 248V249H2ZM21 248V247H20ZM19 248V249H20ZM44 248V247H43ZM43 248H42V250H43ZM77 248V247H76ZM103 248H102V251L100 250V252L98 253V254H100L101 252V255L103 254ZM106 248V250L108 249L107 247H105ZM126 248V247H125ZM162 248V247H161ZM177 248H179V247H177ZM193 248H195V247H193ZM202 248V247H201ZM205 248V247H204ZM0 249V250H1ZM10 249V248H9ZM34 248H32V250H33ZM77 249H79V248H77ZM101 249V248H100ZM181 249V248H180ZM180 249H179V252H180ZM185 248H183V249H181V252L183 253L185 250H184ZM188 249V248H187ZM208 249V248H207ZM206 249V250H207ZM218 249V250H217ZM235 249V248H234ZM241 249V248H240ZM7 250H8V248H7ZM27 250H28V247H27ZM41 250V251H42ZM45 250H43L44 251V254H45ZM105 250V251H106ZM109 250V249H108ZM123 250H125V249H123ZM166 250L167 249H165V252H166ZM175 250H176V248H175ZM174 250V248H173V250H172V248H171V252L172 253H170L171 255L173 254V251H175ZM182 250H184V251H182ZM189 250V249H188ZM187 250V251H188ZM198 250V249H197ZM209 250V249H208ZM254 250V249H253ZM2 251V250H1ZM6 251V250H5ZM11 251V250H10ZM21 251V250H20ZM29 251V250H28ZM36 251V250H35ZM43 251L41 252L42 254H43ZM75 251V250H74ZM73 251V252H74ZM78 251V250H77ZM77 251H75V252H77ZM91 251V250H90ZM96 251H97V249H96ZM186 251V252H187ZM202 251H205V250H202ZM219 251V252H218ZM259 251V250H258ZM2 252H4V251H2ZM7 252V251H6ZM16 252H17V250H16ZM19 252V251H18ZM25 252V251H24ZM24 252H23V254H24ZM91 252H94V253H96L97 254V252H95L94 250L93 251H91ZM178 251L176 252V253H179ZM196 252V251H195ZM255 252V251H254ZM1 253V252H0ZM10 253V252H9ZM13 253V252H12ZM11 253V254H12ZM65 253H67V252H65ZM105 253V252H104ZM110 252L108 251V254H109ZM136 253V252H135ZM158 253V252H157ZM168 253V252H167ZM223 253V252H222ZM238 253V252H237ZM7 254H8V252H7ZM14 254V253H13ZM18 254V253H17ZM43 254V255H44ZM70 254V253H69ZM71 254H73V253H71ZM113 254V253H112ZM138 254V253H137ZM165 254V253H164ZM185 254V253H184ZM194 254V253H193ZM204 254V253H203ZM226 254V253H225ZM224 254V255H225ZM228 254V253H227ZM4 255L6 256V254L4 253ZM9 255V254H8ZM20 255V254H19ZM26 255V254H25ZM39 255H40V253H39ZM43 255H41V256H43ZM63 255H65V254H63ZM68 255V254H67ZM175 255V254H174ZM179 255V254H178ZM186 255V254H185ZM202 255V254H201ZM219 255V254H218ZM236 255V254H235ZM3 256V255H2ZM2 256H1V258H2ZM4 256V257H5ZM15 256V255H14ZM18 256V255H17ZM22 256V255H21ZM24 256V255H23ZM28 256V255H27ZM40 256V257H41ZM66 256V255H65ZM64 256V257H65ZM69 256V255H68ZM216 256V255H215ZM226 256H228V255H226ZM240 256V255H239ZM262 256V255H261ZM8 257V256H7ZM10 257H12V256H10ZM16 257V256H15ZM19 257V256H18ZM18 257H16V258H18ZM45 257H46V254H45ZM45 257H43V258H45ZM62 255H61V259H62ZM71 257V256H70ZM114 257V256H113ZM144 257V256H143ZM147 257H148V255H147ZM169 257H171V256H169ZM173 257V256H172ZM176 257V256H175ZM201 257V256H200ZM235 257V256H234ZM242 257V256H241ZM248 257V256H247ZM22 258V257H21ZM39 258V257H38ZM42 258V257H41ZM42 258V259H43ZM49 258V257H48ZM51 258V259H52ZM75 258V257H74ZM106 258V257H105ZM178 258V257H177ZM185 258V257H184ZM203 258V257H202ZM221 258V257H220ZM220 258H219V260H220ZM229 258V257H228ZM4 259V258H3ZM40 259L41 261H44L45 259ZM100 259V258H99ZM155 259V258H154ZM169 259H172V258H169ZM168 259V260H169ZM181 259V258H180ZM192 259V258H191ZM231 259V258H230ZM8 260V259H7ZM12 260V259H11ZM19 260V259H18ZM22 260H24V258L22 259ZM46 260H47V258H46ZM46 260H45V263H47L46 262ZM50 260V259H49ZM58 260H60V259H58ZM57 260V261H58ZM63 260V259H62ZM61 260V261H62ZM65 260V259H64ZM166 260H167V258H166ZM165 260V261H166ZM182 260V259H181ZM196 260V259H195ZM200 260V259H199ZM227 260V259H226ZM242 260V259H241ZM244 260V259H243ZM13 261V260H12ZM16 261H17V259H16ZM16 261H15V263H16ZM39 261V260H38ZM48 261V260H47ZM51 261V260H50ZM55 261L56 260H54V262H53V264L55 263ZM159 261V260H158ZM212 261V260H211ZM224 261H225V259H224ZM240 261V260H239ZM250 261V260H249ZM1 262V261H0ZM4 262V260L2 261V263ZM7 262V261H6ZM19 262H22V261H19ZM49 262V261H48ZM60 262V261H59ZM72 262V261H71ZM169 262V261H168ZM177 262V261H176ZM188 262V261H187ZM18 263V262H17ZM41 262H39L38 264H40ZM74 263V262H73ZM72 263V264H73ZM78 263V262H77ZM95 263H97L95 260H94V264ZM141 263V262H140ZM157 263V262H156ZM155 263V264H156ZM163 263V262H162ZM171 263H173V262H171ZM180 263V262H179ZM182 263V262H181ZM184 263V262H183ZM240 263V262H239ZM5 264H7V263H5ZM11 264V263H10ZM41 264H43V263H41ZM57 264H58V262H57ZM64 264V263H63ZM79 264V263H78ZM98 264V263H97ZM130 264V263H129ZM158 264V263H157ZM160 264V263H159ZM170 264V263H169ZM208 264V263H207ZM214 264V263H213ZM225 264V263H224ZM247 264V263H246ZM250 264V263H249Z\"/></svg>",
    "mask_w": 264,
    "mask_h": 264
}]
</instances>
